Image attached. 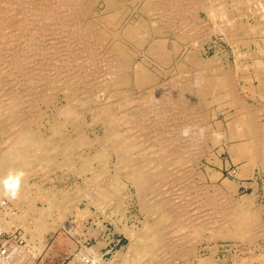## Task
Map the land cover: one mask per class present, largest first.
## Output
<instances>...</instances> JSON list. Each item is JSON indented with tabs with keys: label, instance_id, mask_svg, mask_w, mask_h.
<instances>
[{
	"label": "rangeland",
	"instance_id": "rangeland-1",
	"mask_svg": "<svg viewBox=\"0 0 264 264\" xmlns=\"http://www.w3.org/2000/svg\"><path fill=\"white\" fill-rule=\"evenodd\" d=\"M1 1V3H0V6H1V8H0V24L1 25H3L2 24V21L3 20H1V18L3 19L4 18V16L7 14V17L5 16V18L4 19H6V20H16L18 17L21 19H19V20H16V21H18V24L21 26V24H24V20H22L23 18H24V16L25 15H23V14H26V13H20L19 11H16L17 9L19 10V8H21L22 6H20L19 4H23L24 6V8H23V12H28L26 15H28L29 13L32 15V14H35V13H33L32 12V10H33V8L35 7V6H37L38 4H37V2H39V0H37V2L35 1V0H27L25 3H22V0H15V1H13V0H0ZM13 1V2H12ZM18 1V2H17ZM19 1H21V2H19ZM32 1V2H31ZM53 1H55V0H53ZM51 2L50 0H47L46 2H48V4H46V5H56V4H59V0H56L57 2ZM97 1V2H96ZM111 0H89L88 2H85V4L87 5H84L83 6V8H84V10H83V12H81V13H78V15L77 16H75L76 15V13L73 15V16H75V17H77V20H76V18H75V21L73 22V18L74 17H71L72 18V20H71V23H73V24H71V25H57V24H59L60 23V19H58V17H59V15L57 14V13H55L54 15H55V18L58 20V21H56V19L55 18H53L54 17V15L52 14L51 16H50V19L49 18H47L46 20H45V22H44V24H43V22H41L42 20L40 19V16L39 15H35V17H33L32 18V16L29 14V17H30V20H31V23H30V25H29V28H30V30L28 31L27 29H25L24 31H22V29H21V33H20V30L17 32V31H15V34L16 33H20L22 36H23V33H27V34H25V36L26 35H29V36H27V37H22L20 34L18 35H15L14 37H15V40H14V42H12L13 44V46L14 47H12V46H10L11 48H13L14 49V51H13V49H12V52L11 51H9L10 49H9V47L8 46H5L4 44H0V77L1 76H5V77H1V79H0V110H2V111H0V113H1V115H0V131L1 130H3L0 134V137L2 138L3 136V138L1 139L0 138V157L2 156V154H4L5 153V151L7 150V148H8V146L13 142V140H14V138H12V135H13V137L17 134V132H18V130L16 129V125H14V123H12L11 122V120H10V118H9V116H8V114H10L9 113V111H6V113H5V107H7V106H9L10 107V111H18V106L20 107V110L22 111L23 110V112L21 113V118H23L21 121L23 122V123H28V125H30L29 127L31 128V129H34V130H37V131H39V132H45L46 130H47V128H51V126H54V124L58 121V124H60V123H62V125L61 126H59L60 127V131H59V133L60 132H63L64 134H67V135H69V134H71L72 132V130H71V128L72 127H70V126H72V124L74 123V122H76V123H78V124H80L81 126H82V128L81 129H83V130H81V132L83 133V134H85L86 136H87V138H89V139H95V138H98L97 136H99V138H100V140H105L104 138V132L103 131H105V129H106V127H110L112 124H110V122H109V119H122V120H120L119 122L120 123H123V125L122 126H124V127H121V129L123 128V130L124 129H127L128 127H130L127 131H126V133L128 134L129 133V135H130V142L133 140V142H135V140L137 139V138H139V140L137 141L136 140V142L139 144H137V146H135V149L133 150V152H132V156L131 157H136L137 155H139L138 157L140 158L141 157V159H143V158H145V157H148V156H150V153H152L153 154V151H155L156 149H157V147L159 146V145H162V139H163V141H165V142H169V137H167V135H170L171 134V132H168V134L167 135H163V134H160V131H159V129L156 127V124L157 123H155L156 121H157V117L152 113V114H147V112L145 111V110H143V109H145V108H147L146 106H145V108H144V106H143V103H144V99L143 98H148L149 96H150V94L154 91V88L153 87H156L157 85L158 86H161V85H165V87L163 86L162 88L164 89H170L171 91H172V93H173V95L174 96H176V97H178V99L179 100H181V103L182 104H180V101H179V105H180V107L182 106L183 107V109H185L184 110V115H185V117H184V119H182L181 117H177L178 115L176 114L175 115V113L173 114V113H171V112H168L166 115H168V116H166L167 118H168V121L166 122L169 126H168V129L169 130H171V128H172V126H171V124H173L174 123V120H175V118L174 117H176L177 119H176V123H179L180 122V120L181 121H183V122H185L184 124L182 123H180L181 125L179 126V128H180V131H182V128L184 129V127L183 126H185V127H189V128H191V130L193 129V130H195V132H192L191 131V133H190V135H189V137H184V136H180V134H181V132L180 133H177L178 132V129L176 130V128H175V126L172 128L173 129V131H174V134H176L175 136H177V135H179L178 136V138H184L183 140L182 139H178L177 141H175L176 142V144L178 145V146H180V144L182 145L181 147H183V148H185L188 144H189V142L187 141V140H190V142H191V144H190V147L189 148H186V150H187V152L189 153V154H192V153H194L193 155H195V157H198L197 158V162H198V164L199 165H201V163H202V167L203 166H206V168H207V172L209 173V175L207 174L206 176V179H207V181H208V184H210V186H211V188H214V187H216L217 188V186H221V183H226V187L224 188L225 189V194H220V196H219V194H217L216 192H213L212 191V189H211V196H213V197H215V199L217 200H221V198L223 199L224 197H225V199H226V201L228 202H230L231 201V199L232 198H238L239 199V197L240 198H242V197H244V196H249L250 194L249 193H252L251 194V196L254 198V201H255V204H257V207L258 206H260V208L261 209H263L264 207H262L263 205H264V173H262V172H264V169H262L261 167L259 168V165H260V163H258L259 165H257V167L254 165V164H252L250 167L251 168H249L248 169V167H247V169L245 170V168H243L244 166L243 165H245V163H246V161L248 160V159H246V156H242V158H241V156H235V154L233 153V149H232V144H230V143H232V141H234V140H229L228 138V140L229 141H227V139H226V137H228V136H226V134L228 133V130H227V126L226 125H228V123H231V121H232V123L235 121V122H237V123H239V121L238 120H240L241 118H240V115H241V113H239L238 114V112H240V110L238 109L237 110V108H235V107H233V106H229V105H226V104H222V105H220L219 106V104H218V102H216L217 100L218 101H220L221 100V98H216L217 97V95H218V97H220L221 95L223 96V95H225V94H223L224 93V91H223V88L220 86V83L218 82L219 81V79L223 76V74H226L227 72H228V74H229V72H230V74L229 75H231V78H234L235 76L237 77L238 76V78H234V79H231V81H234V83H237V84H234L233 82V84L235 85H233V87H234V90L236 91L235 93H237L240 97L239 98H241V100L242 101H245V103L246 104H252V105H254V106H256V104H257V106H259V105H261L262 103L264 104V94H259L260 92H264V38H263V36H264V1L263 0H248L247 1V3L246 4H241L242 5V7H240V8H237L236 9V12L237 13H240V16H238L240 19H241V24H243L244 26H247V27H250V26H255L256 27V29H255V32H251V33H248L247 35H246V33L244 32V31H235V33L233 32V34L232 35H225V34H222L221 35V33H223V32H220V31H218V28H220L221 26H223V24H221L220 22V18H212V20H211V17H208L207 15H206V13H205V11L204 10H199V11H195L194 9H193V11H191L192 9V7H191V5L189 6V5H187V8H189V9H187L186 8V6L185 5H183V9H182V12H184L185 11V13H183L182 15H180V16H170V18H173L172 20L169 18V17H165V19L168 21V23H170V24H168V29H169V32H167V33H163L160 29H161V26H159V25H157L156 23L157 22H155L154 20L156 19V16L158 15V14H154L153 12H156L157 13V11H155L154 10V0H112V2H110ZM115 1V2H114ZM196 2L197 1H199V0H195ZM249 1H251V2H249ZM263 1V2H262ZM8 2V3H7ZM10 2V3H9ZM36 2V4H35V6H33V4ZM45 2V3H46ZM73 2H75V1H73ZM95 2V3H94ZM127 2V3H126ZM131 2V3H130ZM195 2V3H196ZM228 2V0H225V3H227ZM229 2H230V0H229ZM257 2H260V3H258L257 4ZM261 2H262V4H261ZM18 3V4H17ZM31 3V4H30ZM90 3V4H89ZM104 3V4H103ZM113 3H114V5H113ZM116 3V4H115ZM129 3V4H128ZM141 3V4H140ZM143 3V4H142ZM150 3V4H149ZM214 3V2H213ZM257 5H256V4ZM5 4V5H4ZM17 4V5H16ZM25 4H27L28 5V7L29 6H31L32 7V9H31V7L30 8H28L27 7V5H25ZM84 4V3H83ZM107 4V5H106ZM109 4V5H108ZM137 4V5H136ZM145 4V5H144ZM13 5V6H12ZM15 5V6H14ZM18 5H19V7H18ZM52 5V6H53ZM131 5V6H130ZM247 5H249L248 6V8H247ZM251 5V6H250ZM255 5V6H254ZM262 6V9H261V6ZM4 6H5V9H4ZM93 6V7H92ZM103 6V7H102ZM106 6V7H105ZM130 6V7H129ZM133 6V7H132ZM138 8H136V7ZM142 8H141V7ZM147 6V7H146ZM150 6H151V8H150ZM189 6V7H188ZM245 6V7H244ZM257 6V7H256ZM13 7H15V8H13ZM27 7V8H26ZM95 7V8H94ZM112 7V8H111ZM119 7V8H118ZM143 7H146V9L145 8H143ZM148 7H149V10H148ZM251 7L252 8H254L255 9V12L256 13H254V9H251ZM258 7H260V8H258ZM86 8V9H85ZM90 8V9H89ZM105 8H107V9H105ZM111 8V9H110ZM124 8V9H123ZM128 8V9H127ZM184 8H186V9H184ZM243 8H245V9H243ZM4 9V10H3ZM9 9V10H8ZM28 9V10H27ZM91 9H93L94 11H92ZM110 11H109V10ZM151 9V10H150ZM7 10V11H6ZM27 10V11H26ZM31 10V11H30ZM60 10H61V12H63V8L61 9L60 8ZM104 10V11H103ZM118 10H120L119 12H118ZM145 10V11H144ZM249 10V11H248ZM261 10V11H260ZM9 11V12H8ZM30 11V12H29ZM91 12V14H90V12ZM101 11V12H100ZM115 11V12H114ZM141 11V12H140ZM152 11V12H151ZM242 11V12H241ZM263 11V12H262ZM92 12H94V13H92ZM97 12V13H96ZM104 12V13H103ZM118 12V13H117ZM121 12V13H120ZM190 12V13H189ZM193 12V13H192ZM247 12V13H246ZM262 12V13H261ZM10 15H9V14ZM12 13H17L16 15L14 14H12ZM83 13V14H82ZM85 13H86V15H85ZM103 13V14H102ZM106 13H108V14H106ZM120 13V14H119ZM125 13V14H124ZM136 13H138L137 15H136ZM142 13V14H141ZM152 13V14H151ZM187 13V14H186ZM197 13V15H195ZM261 13V14H260ZM102 14V15H101ZM128 14V15H127ZM141 14V15H140ZM147 15V16H144V15ZM190 14V15H189ZM194 14V15H193ZM198 14H199V16H198ZM204 14H205V16H204ZM247 14H248V16H247ZM253 14V15H252ZM254 14H256L255 16H254ZM257 14H259V15H257ZM3 15V16H2ZM17 15H19V16H17ZM98 15V16H97ZM104 15V16H103ZM119 15V16H118ZM140 15V16H139ZM150 15V16H149ZM152 15V16H151ZM189 15V16H188ZM193 15V16H192ZM246 15V16H245ZM252 16V18H250L251 16ZM261 15H263V16H261ZM17 18H16V17ZM22 16V17H21ZM82 18H81V17ZM91 16V17H90ZM100 16V17H99ZM114 18H113V17ZM137 16H138V18H137ZM142 16V17H141ZM190 16H192V17H190ZM204 16V17H203ZM54 19H52V18ZM64 17V19H65V16H62V18ZM78 17H80V19L78 18ZM84 17V18H83ZM102 17H104V18H102ZM116 17V18H115ZM140 17V18H139ZM144 17V18H143ZM158 17V16H157ZM199 18V20L197 19H195V18ZM206 17V18H205ZM238 17H236V18H232V19H238ZM242 17V18H241ZM248 17V18H247ZM260 17V18H259ZM60 18V17H59ZM89 18V19H88ZM106 18V19H105ZM109 18V20H107ZM113 18V19H112ZM125 18V19H124ZM133 20H132V19ZM134 18H136L135 19V22H134ZM146 18H149V19H146ZM191 18H194V20L193 19H191ZM203 20H202V19ZM245 18V19H244ZM257 18V19H256ZM263 18V19H262ZM38 20V25H37V20ZM49 19V20H48ZM85 19V20H84ZM112 19V20H111ZM116 19L118 20V21H116ZM128 19H130V20H128ZM137 19L139 20V21H137ZM143 21H142V20ZM158 19V18H157ZM156 19V20H157ZM177 19H179L178 21H176ZM185 19V20H184ZM200 19H201V21H200ZM209 19V20H208ZM216 21H215V20ZM32 20H34V21H32ZM39 20H40V22H41V24H40V22H39ZM79 20H80V23H79ZM83 20V21H82ZM90 20V21H89ZM97 22H96V21ZM103 20H104V22H103ZM108 21V22H105V21ZM141 20V21H140ZM147 20H149V22H146ZM196 20V21H195ZM214 20V21H213ZM239 20V19H238ZM246 20V21H245ZM50 21H51V23H54L53 25L50 23ZM95 22V23H93V22ZM111 21V22H110ZM136 21H137V23H136ZM180 21H182V22H180ZM188 21H193V22H197V27H192L191 25L189 26H187V28H186V26H185V22L187 23ZM202 21H206V22H202ZM208 21V22H207ZM255 21H257V22H255ZM260 21V22H259ZM20 22H21V24H20ZM33 22V23H32ZM35 22V23H34ZM56 22H58L57 24H56ZM90 22V23H89ZM115 22H116V24H115ZM118 22H120L119 24H118ZM135 24H134V23ZM139 22V23H138ZM143 23V25L141 24V23ZM152 22V23H151ZM182 23V24H180V23ZM184 22V23H183ZM198 22L200 23V24H198ZM217 22V23H216ZM235 22H237V21H235ZM74 23H75V25L77 26H75L74 25ZM78 23V24H77ZM84 23H85V25H84ZM87 23V24H86ZM99 23V24H98ZM132 23V24H131ZM154 23V24H153ZM177 23V24H176ZM178 23H179V25H178ZM202 23V24H201ZM214 23H215V26H214ZM238 23V22H237ZM250 23V24H249ZM256 25H255V24ZM260 24V26H259V24ZM79 24H81V25H79ZM94 26H93V25ZM104 24V25H103ZM111 26H110V25ZM131 24V25H130ZM145 24H146V26H145ZM149 24V25H148ZM207 24L209 25V26H207ZM0 25V34H1V31H2V28H4V25H3V27ZM35 25H37L38 26V28L37 29H35V30H32V29H34V26ZM41 26V28H39L40 26ZM47 25V26H46ZM53 26V28H52V26ZM72 25H74V26H72ZM78 25L80 26V29L78 28ZM87 25V26H86ZM106 25H108L109 27H107ZM113 25V26H112ZM123 25V26H122ZM129 25H130V27H129ZM162 25V24H161ZM170 25V26H169ZM182 25V27L183 28H186V30L185 29H183L182 27H180ZM204 26V29L202 28L203 26ZM249 25V26H248ZM20 26H18V27H20ZM51 26V27H50ZM58 26V27H57ZM82 26V27H81ZM92 26V27H91ZM104 26L105 27H107L108 29V31H110V32H108L107 30H106V28H104ZM118 26V27H117ZM127 28H126V27ZM134 28H133V27ZM145 26V27H144ZM148 26V29L146 28ZM151 26L152 27H154V28H151ZM166 26V25H165ZM201 26V27H200ZM206 26V27H205ZM211 26V27H210ZM213 26H214V28H216V31H214V32H208V35L206 34V36L208 37V39L207 40H205V42H204V47H202V45L199 47V45L197 44V43H195V41L197 42L198 40H199V38H200V36H201V32H205L206 30L208 31V30H210L211 28L213 29ZM2 27V28H1ZM42 27L43 28H51V29H53L54 30V28L55 29H60L61 28V30L63 31V33H65V32H68V33H65L66 35H70L71 37V39H70V42L69 43H71L70 44V46H69V48H65V47H67L66 45H65V43L62 41V42H60V40L57 38V37H59V36H61V35H59V36H57L55 39H49L50 37H49V35H48V32H44V30H42ZM64 27L66 28H69L68 30L71 32L70 34H69V31L68 30H64ZM73 27V28H72ZM90 28V29H88V28ZM103 28V31L101 30L102 28ZM114 27V28H113ZM209 27V28H208ZM260 27H261V29H260ZM263 27V28H262ZM16 28V27H12L11 29L12 30H14V29ZM32 28V29H31ZM35 28H36V26H35ZM76 28V29H75ZM85 28H86V30H85ZM99 28V29H98ZM113 28V29H112ZM123 28V29H122ZM131 28V29H130ZM133 28V29H132ZM140 28V29H139ZM146 28V29H145ZM172 28H174V29H172ZM190 28H192V29H190ZM198 28H200V29H198ZM9 29V28H8ZM72 29H73V31H72ZM98 31L97 33H96V31ZM121 29L122 30H124V31H122V32H126V33H122V34H120L121 33ZM143 29V30H142ZM150 29V30H149ZM182 29V30H181ZM197 29H198V32H197ZM203 29V30H202ZM259 29V30H258ZM36 30H38V31H36ZM40 30H42L41 32H43L42 34H41V32H40V34L38 35V33H39V31ZM47 30V29H46ZM78 30V31H77ZM85 30V31H84ZM92 30V31H91ZM119 30H120V32H119ZM137 30H139L138 32H137ZM141 30V31H140ZM150 32H149V31ZM176 30V31H175ZM191 30V31H190ZM257 30V31H256ZM9 32H8V36H12V34H11V31L10 30H8ZM34 31V32H33ZM82 31V32H81ZM102 33H101V32ZM154 31V32H153ZM159 31V32H158ZM182 31V32H181ZM207 31L205 32V33H207ZM84 32V33H83ZM89 32H91V33H89ZM109 34H108V33ZM118 32H119V34H118ZM130 32V33H129ZM137 32V33H136ZM141 32V33H140ZM148 32V33H147ZM177 32V34H175ZM195 32H197V33H195ZM237 32V33H236ZM256 32H258V33H256ZM260 32H262L261 33V37L259 36L260 35ZM62 33V32H61ZM60 33V34H61ZM72 33H74L73 35H71ZM76 33H77V35H76ZM83 33V34H82ZM88 33V34H87ZM108 34V36H107V34ZM113 33H116L115 35L113 34ZM134 33V34H133ZM151 33V34H150ZM170 33V34H169ZM172 33V34H171ZM180 33V34H179ZM213 33V34H212ZM219 33V34H218ZM241 33V34H240ZM243 33V34H242ZM254 33V34H253ZM257 34V36H256V34ZM48 35V36H45V35ZM82 34V35H81ZM85 34H87L86 36H85ZM100 34L102 35V37L100 36ZM131 34V35H130ZM167 35V37H166V35ZM209 34H211V35H209ZM218 34V35H217ZM235 34H237V35H235ZM41 35V36H40ZM78 35L80 36V37H78ZM91 35V36H90ZM94 35V36H93ZM97 35V36H96ZM119 35V36H118ZM123 37H122V36ZM130 35V36H129ZM160 35V36H159ZM200 35V36H199ZM202 35H203V33H202ZM251 35H253V36H251ZM39 36V37H38ZM87 36H89V38L87 37ZM106 36H107V38H109V39H107L106 38ZM128 38H127V37ZM141 36H143V37H141ZM151 36V37H150ZM157 36V37H156ZM162 36V37H161ZM169 36H174V37H170V38H168ZM183 36H185L186 38L184 39L183 38ZM191 36L192 37H195V38H191ZM245 36V37H244ZM21 37H22V41H20L21 40ZM33 37V39H31ZM37 37H38V39H37ZM91 37V38H90ZM93 37V38H92ZM99 37V38H98ZM122 37V38H121ZM150 37V38H149ZM153 37V38H152ZM156 37V38H155ZM163 37H166V38H163ZM197 37V38H196ZM210 37V38H209ZM225 37H227V38H225ZM239 37V38H238ZM242 39H241V38ZM257 37V38H256ZM24 38H27L28 40H23ZM42 38L44 39L43 41H42ZM59 38H61L62 39V37H59ZM72 38H74V39H72ZM80 38V39H79ZM83 38V39H82ZM88 38V39H87ZM112 38H117L116 40H117V42H118V44L117 43H115L116 42V40L114 39H112ZM175 38V39H174ZM191 38V39H190ZM219 38V39H218ZM226 40H225V39ZM232 38H233V40H232ZM238 38V39H237ZM244 38V39H243ZM247 38V39H246ZM259 38H260V40H259ZM18 39V40H17ZM31 39V40H30ZM36 39L38 40V43L36 42ZM49 39V40H48ZM84 40V41H82V40ZM85 39L87 40V41H90V42H86L85 41ZM92 39H94V40H92ZM120 39H122V41L120 40ZM124 39V40H123ZM150 39H159L158 41H160L162 44L163 43H165V44H163V45H167V44H170V45H167L168 46V49L170 50L169 52L168 51H166L165 49H163V48H161V46H159L158 44H156V45H154V46H152L151 44H150ZM164 39V40H163ZM168 39V41H170V42H172V44L171 43H169L168 41H166ZM189 41H188V40ZM193 39H195V40H193ZM210 39V40H209ZM253 39V40H252ZM53 40V41H52ZM74 40H75V42L76 43H80V44H77V45H75L76 43H73L74 42ZM109 40V41H108ZM110 40H111V42H110ZM113 40V41H112ZM128 40V41H127ZM129 40H130V42L132 43V46H130V44H129ZM133 40H135V41H133ZM149 40V41H148ZM162 40L164 41V42H162ZM172 40V41H171ZM175 40V41H174ZM178 40V41H177ZM182 40H183V42H182ZM227 40H228V43H227ZM230 40V41H229ZM244 40V41H243ZM249 40V41H248ZM27 41H28V43H27ZM40 41V42H39ZM60 43H59V42ZM72 41V42H71ZM78 41V42H77ZM82 41V42H81ZM95 43H94V42ZM146 41V42H145ZM191 41H193V42H191ZM212 41V42H211ZM225 41V42H224ZM243 43H242V42ZM253 41H254V43H253ZM261 43H260V42ZM19 42H21V43H19ZM25 42V43H24ZM50 42H52V43H54V45L51 43L50 45L51 46H53L52 48L49 46V43ZM58 44H57V43ZM96 42H99V43H97L96 44ZM122 44H121V43ZM125 42V43H124ZM134 42V43H133ZM148 42V43H147ZM173 42H175V43H173ZM176 42H178L177 44H176ZM208 42V43H207ZM213 42H214V44H213ZM239 42V43H238ZM245 42V43H244ZM252 42V43H251ZM20 44L19 45V49H21V52L20 51H18L17 49L18 48H16L17 46V44ZM35 43H37V45H40V46H38V47H40L38 50H37V46H36V44ZM44 43V45L45 46H43L42 44ZM48 44V45H46V44ZM82 43H85V45H81ZM107 43V44H106ZM145 43V44H144ZM190 43H191V45H190ZM216 43V44H215ZM242 45H241V44ZM251 43V44H250ZM26 44H27V46H26ZM28 44H30L29 46H28ZM32 44V45H31ZM34 44V45H33ZM93 44V45H92ZM95 44V45H94ZM102 44V45H101ZM116 46H115V45ZM120 44V45H119ZM129 44V45H128ZM135 46H134V45ZM150 44V45H149ZM174 44V45H173ZM179 44V45H178ZM207 44V45H206ZM232 44H234L233 46H232ZM4 45V46H3ZM22 45V46H21ZM59 45V46H58ZM71 45L73 46V47H71ZM75 45V46H74ZM91 46V49L89 48L90 46ZM100 45V46H99ZM104 45H106L105 47H104ZM109 45V46H108ZM174 47H173V46ZM195 45H196V47H195ZM237 45V46H236ZM244 45V46H243ZM255 45H256V47H255ZM2 46V47H1ZM41 46H43V49H41L42 47ZM61 46V47H60ZM64 47V50L65 49H68L70 52L69 53H65V51L62 49L63 47ZM83 46V47H85V50L86 51H88V50H91V51H88V52H93V50H94V52H96V53H94L95 54V56H97V57H99V56H101V57H99V59L100 60H102V61H100L98 64H99V66H98V64H95V66H89L88 64H87V62L86 61H83V60H85L86 58H85V53H82V52H80V48ZM96 47V48H93V47ZM119 46V47H118ZM130 46V47H129ZM139 48H138V47ZM192 46V47H191ZM198 46V47H197ZM216 46H218V47H216ZM230 46L232 47V48H230ZM234 46H236V47H234ZM250 46V47H249ZM5 47V48H4ZM53 50V52H52V50H50V48ZM58 47V49H56ZM75 47V48H74ZM80 47V48H79ZM87 47V48H86ZM116 47V48H115ZM136 47V48H135ZM142 47V48H141ZM171 47V48H170ZM176 47V48H175ZM177 47H178V49H177ZM208 47V48H207ZM252 47V48H251ZM9 50H8V49ZM31 48V50H29ZM79 48V49H78ZM92 48H93V50H92ZM99 48V49H98ZM100 48H101V50H100ZM103 48V49H102ZM108 48V49H107ZM119 48V49H118ZM131 48V49H130ZM151 48V49H150ZM153 48H154V50H153ZM173 48V49H172ZM175 48V49H174ZM219 48V49H218ZM222 50H221V49ZM229 48H230V50H229ZM233 48H236V49H233ZM238 48V49H237ZM248 48V49H247ZM259 48H263V49H259ZM1 49H3V50H1ZM7 49V50H6ZM15 49H16V51H15ZM32 49H34V50H32ZM54 49H56V50H54ZM60 49H62V50H60ZM96 49H98V51L100 52L101 51V55L99 54V52L96 50ZM104 49H106V51L104 50ZM111 49V50H110ZM126 49H128L127 51H125ZM149 49V50H148ZM172 49V50H171ZM198 49H199V51H198ZM205 50V52H204V50ZM215 49V50H214ZM233 49V50H232ZM243 49V50H242ZM245 49V50H244ZM4 50L5 51H7V52H5V53H7V55H5V54H3V52H4ZM27 50V51H26ZM36 50V51H35ZM60 50V51H59ZM135 52H134V51ZM144 50V51H143ZM189 50V51H188ZM195 51L194 53H193V51ZM213 50L215 51V52H213ZM236 50V51H235ZM238 50V51H237ZM249 50V52H250V50L252 51V52H250V54L247 52ZM25 51V52H24ZM34 53H33V52ZM57 51H58V53H57ZM71 51H74V52H71ZM103 51V52H102ZM119 51V52H118ZM139 52L138 53V55H137V52ZM140 51H143L142 53L140 52ZM188 51V52H187ZM192 51V52H191ZM227 51V52H226ZM232 51L234 52L233 54H232ZM261 51V52H260ZM17 52H19V53H17ZM36 52L37 53H39V54H37V56H36ZM43 53V56H41L42 55V53ZM49 52V53H48ZM64 52V53H63ZM77 52V53H76ZM98 52V53H97ZM126 52V53H125ZM128 52V53H127ZM172 52H173V54H172ZM197 52V53H196ZM204 52V53H203ZM218 52V53H217ZM223 52V53H222ZM226 52V53H225ZM258 52H260V53H258ZM9 53H17L19 56L20 55H27V57L25 58V56H20V57H18V58H16L18 61H20V63H18V64H16V65H14V64H9V61H10V57H8V54ZM23 53V54H22ZM49 54V55H47V54ZM54 53V54H53ZM72 53V54H71ZM131 53V54H130ZM193 53V54H192ZM214 53H216L215 55H214ZM239 53V54H238ZM262 53H263V55H262ZM58 54V55H57ZM62 54V55H61ZM68 54V58L66 57V56H64V55H67ZM112 54H114L113 56V58H111V65L112 66H108L107 64H105L106 63V59H107V61L108 60H110L109 58L110 57H112L111 55ZM143 54V55H142ZM145 54V55H144ZM155 54V55H154ZM171 54V55H170ZM184 54V55H183ZM195 54V55H194ZM199 54V55H198ZM224 54V55H223ZM228 56H227V55ZM236 54V55H235ZM247 54V55H246ZM254 54L256 55V56H254ZM3 55H4V58H3ZM33 55V56H32ZM56 56L57 55V57H54V56ZM74 55V56H73ZM77 55V56H76ZM84 55V56H83ZM117 55H118V57H117ZM169 57H168V56ZM190 55V56H189ZM234 57H233V56ZM241 55H242V57H243V59H242V57H241ZM261 55V56H260ZM5 56H6V58H5ZM39 56V57H38ZM50 56V57H49ZM53 56V57H52ZM60 56V57H59ZM71 56V57H70ZM79 56V57H78ZM84 58H83V57ZM104 56H105V59H104ZM108 56V57H107ZM110 56V57H109ZM146 56V57H145ZM156 58H155V57ZM173 56V57H172ZM194 56H196V58L198 59V60H196L195 59V57ZM199 56V57H198ZM202 56V57H201ZM205 56V57H204ZM207 56V57H206ZM220 56V57H219ZM1 57H2V60H1ZM22 57V59H20ZM49 57V58H48ZM53 59H52V58ZM59 57V58H58ZM66 57V58H65ZM76 57V59H77V63L76 62H74L76 59H74ZM80 59H78V58ZM118 58V61H120L121 62V64H123L122 66V68L120 67V76L122 77V80L121 81H118V79L117 78H121V77H119L118 75H117V68H114V66L116 65V63L115 62H117L118 63V61H117V58ZM153 59H152V58ZM171 57V58H170ZM184 57V58H183ZM186 57H188V58H186ZM216 58L217 60H213V58ZM226 57H227V59H228V61H226L227 59H226ZM256 58L257 59V61H255L256 59H252V58ZM42 58V59H41ZM47 60H46V59ZM62 58H64V59H70V61L71 62H69V61H64ZM147 58V59H146ZM173 58V59H172ZM192 58V59H191ZM193 58H194V60H193ZM201 58V59H200ZM207 58V59H206ZM210 58V59H209ZM234 58H236V60L234 59ZM239 58H240V60H239ZM263 58V59H262ZM4 59H5V61H4ZM26 59V60H25ZM30 59H31V61L32 60H34V61H32V62H30ZM36 59V60H35ZM44 59V60H43ZM58 60V61H55V60ZM115 59V60H114ZM120 59V60H119ZM133 59V60H132ZM145 59V60H144ZM202 59H203V61H202ZM209 59V60H208ZM225 59V60H224ZM234 60V62H233V60ZM6 60H8V61H6ZM40 60H41V62H40ZM49 60V61H48ZM50 60H52V61H50ZM61 60V61H60ZM63 60V61H62ZM136 62H135V61ZM141 60H142V62H141ZM148 60H149V62H150V64H149V62H148ZM188 60V61H187ZM193 60V61H192ZM200 60V61H199ZM207 60V61H206ZM231 60V61H230ZM242 60V61H241ZM247 60V61H246ZM21 61H25V62H27V64H25V62L23 63V62H21ZM113 61V62H112ZM133 61H134V63H133ZM140 61V62H139ZM179 61V62H178ZM185 62V64L184 63H182V62ZM202 61V62H201ZM225 61V62H224ZM244 61H246L245 63H244ZM3 62H5V64L3 63ZM28 62H30V63H28ZM44 62V63H43ZM54 62V63H53ZM59 62H60V65H59ZM66 62H68V64L66 63ZM78 62H79V64H78ZM84 62V63H83ZM105 62V63H104ZM124 62V63H123ZM178 62V63H177ZM188 62V63H187ZM198 62H200L199 64H198ZM216 62H218V63H216ZM229 62V63H228ZM244 63V65L243 64H241L240 65V63ZM257 62H258V64H257ZM21 63H23V64H21ZM50 63L51 64H54V65H51L50 66ZM64 63V64H63ZM73 63V64H72ZM76 63V64H75ZM158 63V64H157ZM172 63V64H171ZM203 65H202V64ZM21 64V65H20ZM30 64H31V67H30ZM34 64V65H33ZM42 64V65H41ZM44 64V65H43ZM50 66V68H49V66ZM63 64V65H62ZM75 64V65H74ZM84 64H86V65H84ZM101 64V65H100ZM102 64H103V66H102ZM129 64H132V66L134 65V67L132 68V69H130V67H132L131 65H130V67H129ZM145 64H146V66H145ZM176 64H177V67H176ZM213 64H217V66H215L216 68L214 69V67L212 66ZM225 64V65H224ZM228 64V65H227ZM237 66H236V65ZM251 64H256L255 66L254 65H251ZM33 65V66H32ZM65 65V66H64ZM74 65V66H73ZM79 65H81V66H79ZM171 65V66H170ZM173 65V66H172ZM181 65H182V68H181ZM185 65V66H184ZM187 65V66H186ZM189 65H191L190 67H189ZM207 65H208V67H207ZM211 65V66H210ZM220 65V66H219ZM249 67H247V66ZM7 66V67H6ZM9 66V67H8ZM18 66V67H17ZM20 66V67H19ZM59 66V67H58ZM69 68V70H68V68ZM80 67V68H78V67ZM82 66H87V68L86 67H82ZM97 66V67H96ZM104 66L106 67V68H104ZM168 66V67H167ZM202 66V68H200ZM234 66H236V67H238V68H236V67H234ZM252 66H254V67H252ZM263 66V67H262ZM5 67V68H4ZM15 67V68H14ZM25 67V68H24ZM26 67H27V69H26ZM56 67V68H55ZM63 67V68H62ZM73 67H76L75 69L73 68ZM90 67H91V70H90ZM115 67H117V66H115ZM159 67V68H158ZM164 67H166V68H164ZM174 67V68H173ZM185 67V68H184ZM186 67H187V69H186ZM193 67V68H192ZM206 67V68H205ZM213 67V68H212ZM221 67H223V68H221ZM245 67V68H244ZM2 68H4V69H2ZM11 68H14L13 70L11 69ZM17 68H19V69H17ZM23 68V69H22ZM36 68H40V70L41 71H39V70H37ZM47 70H49V71H47ZM83 68H84V70L85 71H83ZM89 68V70H87ZM93 68V69H92ZM97 68V69H96ZM109 68V69H108ZM138 68V69H137ZM140 68V69H139ZM196 70H195V69ZM199 68V69H198ZM234 68V69H233ZM22 69V70H21ZM33 69V70H32ZM35 69V70H34ZM44 71H43V70ZM67 69V70H66ZM94 69H95V71H94ZM98 69H100V70H98ZM111 69H112V71H111ZM116 70L115 72H113L114 70ZM164 69V70H163ZM172 69V70H171ZM190 69L192 70V73H191V71H190ZM193 69L196 71H193ZM218 71H217V70ZM219 69H221V70H219ZM255 69V70H254ZM2 70V71H1ZM7 70H9V71H7ZM32 72H31V71ZM36 70H37V72H36ZM52 72H51V71ZM75 70L76 71H79L78 72V75H77V73L75 72ZM98 72H97V71ZM110 70V71H109ZM124 70H126V73L124 72ZM162 70V71H161ZM175 70H177L176 72H175ZM204 71V73L201 71V74L198 72V71ZM210 70V71H209ZM222 70L223 71H225V72H222ZM230 70V71H229ZM233 70L235 71L234 73H235V76H234V74H233ZM236 70H238V71H236ZM246 70H248V71H246ZM14 71H16V73L14 74L13 72ZM19 71V72H18ZM25 71H28V72H26L25 73ZM61 71V72H60ZM82 73H81V72ZM89 73H88V72ZM100 71V72H99ZM123 71V72H122ZM143 71V73H141ZM185 71V72H184ZM189 71V72H188ZM208 71V72H207ZM240 71V72H239ZM254 71V72H253ZM258 72V74H257V72ZM261 71V72H260ZM2 72V73H1ZM10 74H9V73ZM12 72V73H11ZM22 72H24V73H22ZM43 72V73H42ZM44 72H46V73H44ZM73 72H74V74L75 75H77L76 77H74L73 75ZM87 72V73H86ZM91 72V73H90ZM105 72H109L108 73V75H107V73H105ZM110 72H111V74H110ZM113 72V73H112ZM168 72H170V74L168 73ZM178 72V73H177ZM197 72H198V74H197ZM206 72V73H205ZM210 72V73H209ZM216 72V73H215ZM219 72L222 74H219ZM237 72H239V74H237ZM246 72V73H245ZM37 73V74H36ZM51 73H53V75L55 76H52V74ZM65 73V74H64ZM71 73H72V75H71ZM87 75H86V74ZM123 73V74H122ZM135 76V78H136V76H138L139 78L140 77H143L144 75H150L151 74V76H149V81L150 82H152L151 84H152V86H151V84H150V82L149 83H147V87L146 88H144V87H142V88H138V87H136L135 86V82H136V80H135V78H134V76L132 75V74ZM153 73V74H152ZM175 73V74H174ZM188 73V74H187ZM194 73V74H193ZM208 73V74H207ZM244 73V74H243ZM250 73V74H249ZM21 74V75H20ZM43 74H45V75H43ZM48 74V75H47ZM68 74V75H67ZM84 74V76H82ZM90 76H89V75ZM131 74V75H130ZM173 74V75H172ZM178 74V75H177ZM203 74H205L204 76H203ZM212 74V75H211ZM215 74V75H214ZM233 74V75H232ZM242 74V75H241ZM247 76H246V75ZM14 75H16V76H14ZM39 75V76H38ZM65 75V76H64ZM180 75V76H179ZM200 75H202L203 77H201ZM206 75H207V79L205 80V77H206ZM217 75V76H216ZM243 75H245V76H243ZM249 75V76H248ZM15 78H14V77ZM18 76V77H17ZM27 76H29V77H27ZM73 76V77H72ZM79 76H81V77H83V78H81V77H79ZM115 76V77H114ZM123 76H125V77H123ZM132 76V77H131ZM153 76V77H152ZM196 76H198V77H196ZM233 76V77H232ZM241 76V77H240ZM24 77H26V78H24ZM43 77H44V79H43ZM46 77V78H45ZM59 77V78H58ZM79 78V80H78V78ZM91 77V78H90ZM129 77H131V78H129ZM151 77H152V80H151ZM157 77V78H156ZM168 77V78H167ZM190 77H191V79H190ZM196 77V78H195ZM244 77V78H243ZM255 77V78H254ZM9 78V80L7 81L6 79H8ZM27 78H29L28 80H27ZM68 78V79H67ZM105 78V79H104ZM159 78V79H158ZM179 78H181V80L179 79ZM211 78V80H209ZM215 78V79H214ZM218 78V79H217ZM252 78V79H251ZM20 79V80H19ZM23 79V80H22ZM31 79H33V81L31 80ZM36 79H38V81L36 80ZM47 79V80H46ZM167 79V80H166ZM173 81H172V80ZM191 81H190V80ZM251 79V80H250ZM1 80H3V81H1ZM4 80H6L5 82H4ZM10 80H12V81H10ZM17 80H19V81H17ZM25 80V81H24ZM64 80H66L65 82H64ZM81 80H84V82L86 81H88L86 84L84 83V82H82ZM131 80V82H129ZM133 80H135V81H133ZM154 80V81H153ZM179 80V81H178ZM187 80H188V82H187ZM240 80V81H239ZM10 81V82H9ZM29 81H31V82H33V83H31V82H29ZM63 81V82H62ZM74 81V82H73ZM115 81H117V82H115ZM164 81V82H163ZM170 81V82H169ZM173 83H172V82ZM211 83V81H212V83L210 84L209 82ZM247 83H246V82ZM14 82V83H13ZM62 82V83H61ZM79 82V83H78ZM82 82V83H81ZM129 82V83H128ZM154 82H155V84H154ZM162 82V83H161ZM182 82V83H181ZM185 82V83H184ZM191 82V83H190ZM196 84H195V83ZM240 82V83H239ZM258 82V83H257ZM261 82H263V85H262V83ZM18 83V84H17ZM72 83V84H71ZM84 83V84H83ZM128 85H127V84ZM135 83V84H134ZM158 83V84H157ZM161 83V84H160ZM168 83V84H167ZM170 83V84H169ZM192 83H194L195 85H193ZM206 83V84H205ZM216 83V84H215ZM260 83V84H259ZM4 84V85H3ZM14 84V85H13ZM29 84V85H28ZM31 84V85H30ZM38 84H39V86H38ZM45 84V85H44ZM57 84V85H56ZM64 86H63V85ZM71 84V85H70ZM106 84H107V86H106ZM124 84V85H123ZM157 84V85H156ZM192 84V85H191ZM198 84V86H196ZM207 84H209V85H207ZM2 85V86H1ZM11 85H12V87H11ZM17 85V86H16ZM19 85V86H18ZM35 85V86H34ZM67 85H68V87H67ZM81 85V86H80ZM123 85V86H122ZM132 85V86H131ZM200 85V86H199ZM216 85V86H215ZM218 85V86H217ZM260 86V88H261V90H260V88H259V86ZM4 86V87H3ZM16 86V89L14 88ZM28 86V87H27ZM37 86V87H36ZM50 86H52V87H50ZM83 86V87H82ZM115 86V87H114ZM135 86V87H134ZM188 86V87H187ZM193 86V87H192ZM243 86V87H242ZM253 88H252V87ZM262 86V87H261ZM2 87V88H1ZM8 87V88H7ZM11 87V88H10ZM23 87H26L25 89L23 88ZM34 87H36V88H34ZM107 87H108V89H107ZM114 87V88H113ZM121 87H122V89H121ZM134 87V88H133ZM171 87H173V88H171ZM185 87H186V89H185ZM240 87V88H239ZM247 87V88H246ZM258 87V88H257ZM58 88V89H57ZM85 88V89H84ZM99 88H100V90H99ZM148 88V89H147ZM214 88V89H213ZM221 88V89H220ZM242 88V89H241ZM263 88V89H262ZM5 89V90H4ZM11 89H12V91H11ZM22 89V90H21ZM24 89V90H23ZM90 89V90H89ZM115 89V90H114ZM117 89V90H116ZM119 89V90H118ZM125 89V90H124ZM184 89V90H183ZM194 89V90H193ZM211 89H213V90H211ZM244 89H246V90H244ZM253 89V90H252ZM21 90V91H20ZM37 90V91H36ZM39 90H41V91H39ZM44 90H46V92L49 94H47V93H44L43 91ZM49 90V91H48ZM122 90V91H121ZM129 90V91H128ZM146 90V91H145ZM181 90V91H180ZM242 90H244V91H242ZM259 90H260V92H259ZM263 90V91H262ZM3 91V92H2ZM23 91V92H22ZM84 91V92H83ZM218 91V92H217ZM13 92V93H12ZM20 92H22V93H20ZM32 92V93H31ZM35 92V93H34ZM39 92V93H38ZM56 92V93H55ZM67 92V93H66ZM76 93L75 95L73 94V93ZM127 92V93H126ZM141 92V93H140ZM144 92V93H143ZM148 92V93H147ZM192 92V93H191ZM193 92H195V94L193 93ZM209 92H211V93H209ZM215 92V93H214ZM223 92V93H222ZM251 92H253V94L251 93ZM256 92V93H255ZM16 95H15V94ZM41 93V94H40ZM43 93V94H42ZM56 94V97L54 96L53 97V94ZM66 93V94H65ZM93 93H94V96H93ZM96 93H98V94H96ZM107 93V94H106ZM119 93H121V94H119ZM129 93V94H128ZM197 93V94H196ZM252 95H250V94ZM257 93H258V95H257ZM26 94H29V95H26ZM31 94V95H30ZM44 94H45V96H44ZM54 94V95H55ZM60 94V95H59ZM88 94H90V95H88ZM103 94H104V96H103ZM106 94V95H105ZM125 94V95H124ZM138 94V95H137ZM141 94V95H140ZM189 94V95H188ZM210 96V98H209V96ZM254 94H255V96H254ZM19 95V96H18ZM39 95V96H38ZM42 95V96H41ZM74 95V96H73ZM112 95V96H111ZM117 95V96H116ZM123 97V98H120L121 96ZM192 95V96H191ZM199 95V96H198ZM208 97H207V96ZM216 95V97H214V96ZM246 95V96H245ZM8 96V97H7ZM14 96H16L18 99H17V102H18V106L16 105H10V100L14 97ZM36 96V97H35ZM47 96V97H46ZM91 96L93 97V98H91ZM97 96H99L100 98H98ZM103 96V98H101ZM107 98H106V97ZM110 96V97H109ZM140 96V97H139ZM143 96V97H142ZM195 96V98H193ZM204 96H205V98H204ZM259 96V97H258ZM262 96V97H261ZM3 97V98H2ZM22 97V98H21ZM42 97L44 98V99H42ZM78 97V98H77ZM128 99H127V98ZM180 97V98H179ZM203 97V98H202ZM212 97V98H211ZM254 97V99L252 100V98ZM29 98H30V100H29ZM37 100H36V99ZM52 98V99H51ZM63 98H65V99H63ZM68 98H70V99H68ZM83 98V99H82ZM120 98V99H119ZM184 98V99H183ZM190 98V100H188V99ZM207 98H209V100L208 101H206L207 100ZM214 98H216V99H214ZM5 99V100H4ZM23 99L24 100H26L25 102L23 101ZM31 99H33V101L35 102H33V101H31ZM41 99L43 100V101H41ZM51 99V100H50ZM99 99V100H98ZM101 99H104V100H101ZM109 99H110V101H109ZM186 99V100H185ZM203 101H202V100ZM204 99H205V102H204ZM210 99H212V100H210ZM259 99V100H258ZM260 99H261V101H260ZM263 99V100H262ZM2 100V101H1ZM7 100V101H6ZM44 100L46 101V103L44 102ZM50 100V101H49ZM56 100V101H55ZM64 100V101H63ZM70 100H72L73 101V106H74V109L73 110H71L70 109V106H67V101L69 102ZM92 100V101H91ZM95 100H97V101H95ZM112 100V101H111ZM42 102V103H40V102ZM59 101V102H58ZM78 101V102H77ZM138 101V102H137ZM186 101V102H185ZM195 101V105H193L194 103H191V102H194ZM197 101V102H196ZM199 101V102H198ZM200 101H201V103H200ZM212 101H214V102H212ZM255 101V102H254ZM30 102H33L34 104H32V103H30ZM36 102L38 103V104H36ZM43 102H44V104H43ZM71 102V101H70ZM105 103V104H103V103ZM111 102V103H110ZM120 102V103H119ZM128 102L130 103V104H128ZM136 102V103H135ZM209 102V103H208ZM254 102V103H253ZM261 104H260V103ZM5 103H6V105H5ZM29 103V104H28ZM48 103V105H46ZM51 103V104H50ZM60 103H61V105H60ZM75 103V104H74ZM85 103V104H84ZM101 103V104H100ZM132 103H133V105L134 106H131L132 105ZM142 103V104H141ZM191 103V104H190ZM198 103V104H197ZM204 103V104H203ZM208 103V105H206ZM54 104H55V106H54ZM71 104V105H72ZM80 104V105H79ZM96 104V105H95ZM98 104H100L99 105V107H98ZM104 106H103V105ZM117 104V106H115V105ZM190 105V108H191V111H189V110H187V108L189 107L188 105ZM197 104V105H196ZM210 104V105H209ZM259 104V105H258ZM27 105V106H26ZM29 105V106H28ZM36 107H38V109L37 108H34L35 106ZM52 105V106H51ZM102 105V107H100ZM111 105H113V107L111 106ZM137 105V106H136ZM204 107H203V106ZM39 106H41V107H39ZM48 106H50V108L48 107ZM115 106V107H114ZM188 106V107H187ZM194 106V107H193ZM207 106V107H206ZM210 106V107H209ZM224 106V107H223ZM228 106H229V108H228ZM29 107V108H28ZM59 107V108H58ZM65 107H67V108H65ZM134 107H137V108H140V110H141V112L142 113H144V116L142 115H140L141 117H139V114L138 113H136L137 111H135V109H137V108H135L134 109ZM166 107V108H165ZM164 108L166 109V111H168L167 109H169L167 106H165ZM184 107H186V108H184ZM196 107L198 108V110L199 111H194L195 109H196ZM213 107V109H211ZM215 107H216V110H215ZM227 107V108H226ZM3 108V109H2ZM22 108V109H21ZM45 108V109H44ZM53 108H54V110H53ZM83 108V109H82ZM114 108V109H113ZM207 108H209V109H207ZM235 108V109H234ZM29 109H30V111H29ZM40 109V110H39ZM41 109H43V110H41ZM50 109H51V111H50ZM56 109V110H55ZM59 109H60V111H59ZM206 109H207V111H206ZM223 109V111H221ZM226 109H227V111H226ZM4 110V111H3ZM33 112H32V111ZM34 110H36V111H34ZM38 110V111H37ZM108 110V111H107ZM131 110H132V112H131ZM139 110V111H140ZM193 110V111H192ZM220 110V111H219ZM43 111V112H42ZM104 111V112H103ZM115 111V112H114ZM133 111H134V113H133ZM174 111V110H173ZM203 111V112H202ZM236 111V112H235ZM29 112H31V114H29ZM35 112V113H34ZM46 112V113H45ZM65 112H66V115H65ZM174 112H176V111H174ZM187 112H189L188 114H187ZM194 112V113H193ZM206 112H207V114H206ZM212 112V113H211ZM234 113V115L232 114V113ZM52 113H53V115H52ZM63 113V114H62ZM89 113V114H88ZM91 113V114H90ZM123 113V114H122ZM140 113V112H139ZM192 113V114H191ZM202 113H204L202 116H201V114ZM39 114H41V115H39ZM56 116H55V115ZM59 114H61V115H59ZM93 114V115H92ZM119 114V115H118ZM170 114V115H169ZM172 114V115H171ZM195 114L197 115V114H199V116L200 117H203V119H202V121H200V119L198 118L199 116H195ZM227 114V115H226ZM238 114V115H237ZM6 115V116H5ZM36 115V116H35ZM63 115V116H62ZM65 115V116H64ZM80 115V116H79ZM117 115V116H116ZM151 115V116H150ZM182 115H183V113H182ZM206 115V116H205ZM30 116V117H29ZM32 116V117H31ZM39 116V117H38ZM41 116H43V117H41ZM48 116V117H47ZM68 116V117H67ZM86 116H87V118H86ZM94 116H95V118H94ZM147 116H148V119H147ZM179 116H181V114L179 115ZM235 116V117H234ZM2 117H4V118H2ZM36 117V118H35ZM37 117L39 118V119H37ZM55 117V118H54ZM57 117V118H56ZM61 117H63V118H66V120H64L63 118V120L61 119ZM79 117V118H78ZM85 119H84V118ZM88 117H89V119H88ZM91 117V118H90ZM109 117V118H108ZM134 117V118H133ZM173 117V118H172ZM193 117H196V118H193ZM223 117H224V119H223ZM233 117V118H232ZM73 118V119H72ZM76 118H78V119H76ZM81 118H82V120H81ZM94 118V119H93ZM155 119V121H153L152 119ZM169 118H171V119H169ZM179 118V119H178ZM189 118H192V120H188ZM230 118V119H229ZM261 118V120H264V115L261 117V116H259V119ZM263 118V119H262ZM27 119V120H26ZM29 119V120H28ZM31 119H34V120H32V122L30 121ZM36 119V120H35ZM48 119V120H47ZM91 119V120H90ZM97 119H98V121H97ZM103 119H105V120H103ZM131 119H134V120H131ZM188 121H187V120ZM207 121H206V120ZM235 119V120H234ZM238 119V120H237ZM51 120V121H50ZM81 122H80V121ZM94 120V121H93ZM149 120H150V122H149ZM152 120V121H151ZM186 120V121H185ZM193 120H194V124L192 123L193 122ZM195 120H197V121H195ZM83 121H84V123H83ZM146 121H147V123H146ZM198 121H200V123L198 122ZM203 121H205V122H203ZM218 121H220V122H218ZM223 121H225V122H223ZM44 122V123H43ZM60 122V123H59ZM72 124H71V123ZM80 122V123H79ZM91 122H93V123H91ZM171 122V123H170ZM198 123V125L199 126H196V124ZM2 123V124H1ZM6 123V124H5ZM8 123H11V124H8ZM50 123V124H49ZM87 123V124H86ZM91 123V124H90ZM129 124V126L127 125V124ZM189 123H191V126H189L190 124ZM216 123L218 124L219 123V127L221 128H218V127H216V129H215V127L214 126H217L216 125ZM222 125H221V124ZM13 124V125H12ZM44 124V125H43ZM66 124V125H65ZM145 124V126H143ZM152 124V125H151ZM155 124V125H154ZM2 125V126H1ZM3 125H6V127L4 126L3 127ZM38 125V126H37ZM49 125V126H48ZM65 125V126H64ZM91 125V126H90ZM126 125V126H125ZM140 125H142V126H140ZM204 125V126H203ZM206 125H207V127H206ZM209 125H211V126H209ZM14 126V127H13ZM31 126H33V128L31 127ZM35 126H37V128H35ZM67 126V127H66ZM80 126V127H81ZM90 126V127H89ZM92 126H94V127H92ZM131 126H134V127H131ZM203 126V127H202ZM8 127V128H7ZM39 127V128H38ZM44 127H46V128H44ZM112 127V126H111ZM202 129H204V133L206 134L207 133V135H209L207 138H204V139H202L201 140V143H204V144H202L201 145V143H200V141H199V143H198V140L195 138H193V137H195L194 136V133H195V135H197L198 134V132L200 131V129L201 128ZM3 128V129H2ZM7 128V129H6ZM13 128V129H12ZM42 128V129H41ZM87 128H89V129H87ZM92 128V129H91ZM157 128V129H156ZM212 128H214V129H212ZM223 128V129H222ZM91 129V130H90ZM138 129V130H137ZM153 129H155V130H153ZM205 129H207V130H205ZM211 129H212V131H211ZM42 130V131H41ZM44 130V131H43ZM70 130V131H69ZM91 131V132H88V131ZM107 130V129H106ZM150 130V131H149ZM198 130V131H197ZM217 130H218V132H217ZM221 130V131H220ZM6 131V132H5ZM93 131V132H92ZM172 131V132H173ZM207 131V132H206ZM142 132V133H141ZM147 132V133H146ZM210 134H209V133ZM213 132V133H212ZM221 132V133H220ZM4 133V134H3ZM96 133V134H95ZM135 133V135H133V134ZM149 133V134H148ZM203 133V134H204ZM215 133H219L220 135H221V138L220 139H217V138H215L216 140L215 141H212L211 139H209L210 138V136H215L214 134ZM224 135H223V134ZM102 134V135H101ZM192 134H193V136H192ZM212 134V135H211ZM9 135V136H8ZM95 135V136H94ZM152 135V136H151ZM173 134H171L170 136H172ZM155 136L157 137V138H155ZM159 136V137H158ZM167 138H166V137ZM224 136V137H223ZM7 137V138H6ZM57 137H58V135H57ZM94 137V138H93ZM104 137V138H103ZM147 139H146V138ZM216 137V136H215ZM223 137V138H222ZM140 138H143V139H140ZM155 138V139H154ZM236 138H239V137H237L236 136ZM8 139V140H7ZM132 139V140H131ZM146 139V140H145ZM186 139V140H185ZM3 140V141H2ZM109 140H111V146H112V142L114 141V137H112L111 136V139H109ZM109 140L107 141V142H105V144L107 145L106 147H102V151L104 150V151H106L107 152V150L105 149V148H107L108 147V144H109ZM128 140H129V138H128ZM4 141H6L5 142V146L6 147H4L3 145H4ZM139 141H141L142 143H140ZM186 141V142H185ZM194 141V142H193ZM203 141V142H202ZM225 141V142H224ZM8 142H10V144L8 143ZM154 142H155V144H154ZM179 142H181V143H179ZM182 142H184V143H182ZM213 142V143H212ZM214 142H215V144H214ZM216 142H218V143H216ZM147 143V144H146ZM171 143V142H170ZM7 144V145H6ZM9 144V145H8ZM141 144H142V146H141ZM184 144V145H183ZM193 144V145H192ZM195 144H197L196 146H195ZM199 144V145H198ZM154 145V146H153ZM156 145V146H155ZM192 145V146H191ZM92 145H83V147L82 146H79V147H74L73 149H72V152H71V154L70 155H72L73 157H75V159L77 160V154H76V152H83L84 151V149H86V147H88L84 152L85 153H94V150L95 151H97V150H101V147L99 146V145H97L96 147H91ZM199 146H202V149H201V151H204V152H198V150H200V148L201 147H199ZM227 146V147H226ZM92 149H91V148ZM99 147V148H98ZM144 147H146V148H144ZM193 147H195V148H193ZM196 147L198 148L199 147V149H196ZM6 148V149H5ZM80 148V149H79ZM90 148V149H89ZM155 148V149H154ZM191 148V150H189ZM203 148L205 149V150H203ZM222 148V149H221ZM79 149V150H78ZM139 149V152L137 151ZM145 149V150H144ZM194 149V150H193ZM196 149V150H195ZM3 150V151H2ZM90 150V151H89ZM136 150V151H135ZM146 150H148L147 152H145ZM219 150H220V152H219ZM228 150H230V152H228ZM262 150V155H263V157H264V150L263 149H261ZM75 151V152H74ZM89 151V152H88ZM2 152V153H1ZM4 152V153H3ZM7 152V151H6ZM137 152V153H136ZM145 152V153H144ZM149 152V153H148ZM197 154H196V153ZM75 153V154H74ZM136 153V154H135ZM140 153V154H139ZM147 153V154H146ZM207 153V154H206ZM229 153V154H228ZM232 153V154H231ZM127 155H128V153H127ZM202 155V156H201ZM232 155V156H231ZM129 157H130V155H128ZM143 156H145V157H143ZM199 157H200V159H199ZM202 157V158H201ZM205 157L207 158L206 159V161H205ZM245 157V158H244ZM235 158L237 159V160H235ZM202 159H204V160H202ZM209 159V160H208ZM230 159V160H229ZM56 161L54 162L55 163V165L54 166H52V165H50L49 166V168L47 167V166H45V167H43L42 165H39L38 163H36V162H33V161H31L30 162V164H29V167H27L25 170H23L24 172H25V174H26V176L24 177V179H25V181H24V179L22 180L23 182H22V190H23V194H24V200H22V201H20V202H18V204H16V203H14L12 200H7V199H4V198H2V199H0V217L4 220L5 219V221H6V219L7 220H9L11 217H17L19 214H20V212H21V210H22V213H23V215H25L24 214V212H25V209H26V207L27 208H29V210L31 209V211H29L30 213H32V214H30V213H28V214H26L25 215V218H23L24 216H22V218L23 219H25L24 220V222L25 221H28V220H31V218H34V216H35V214L36 213H38L39 214V212H44L45 213V215H46V221L49 223V224H53V223H55V222H57L58 220V213H56L59 209H62V210H64V208H65V210L67 209V213H65V215L63 216V218H64V221L66 222V223H69V228H64L63 226H61V227H59V226H57V225H55L54 226V228L55 227H59V228H57L55 231H54V233L51 235V237L47 240V242H42V243H40V240H39V238L37 237H35L36 235H34V233L32 232V231H29V227L28 228H24V225L22 226V225H17V224H15L14 222L13 223H11V225L12 226H7V225H3V224H1L0 226H1V235H0V243H4L5 244V246H6V248H9L8 250H7V253L9 252V254H12L13 253V251H14V249H17L18 248V250L20 251L21 249V251H22V253L25 255L27 252H30V253H32V251L34 250L33 249V246H37V247H39L40 245H41V247H42V249H40V251H39V253L37 254V256H36V258L33 260V264H38L39 262H41L42 260L43 261H45V264H67V263H70L71 261H73L74 259H76L75 257H78V258H80V260H82L84 263L87 261H89V260H93V258L95 259L96 258V260H98L97 258L100 256V254L102 253V255H103V257L102 258H100V260H98V262L100 261V262H102L103 264L105 263V264H107V263H111V261L112 262H116V264H141L140 262H137V260H138V255H136V254H138L139 253V250L138 249H136V250H130V249H127V245L129 244V241H128V239H129V237H128V235L126 234V229H129V228H131L133 225H134V227H132V229L133 228H135L136 229V227H140V225H141V222L144 220V215L142 214V212H138L139 211V206H138V204H136L137 202H136V200L134 199L133 200V198L134 197H130V192L128 191V180L124 177V175H125V171H124V169H123V167L122 166H118V168L116 169V172L119 174V175H121L120 177L118 176V177H114V179H112L111 178V181H110V177H109V175H108V172L106 173V174H104V176H105V180L104 179H102V181H100V188L98 189L100 192L102 191V192H104V194H106V195H102V196H96V195H94V194H90V192H88V197H86V196H84V195H82V194H84V188H85V185H87L86 184V182H84V179H87L88 180V177L90 176V171L89 170H87V171H80L79 169H77L75 166H73V165H71L70 167L69 166H67V165H63L62 163H61V156L59 155V156H57L56 157V159H55ZM75 160V161H76ZM115 160V158L114 157H112L111 158V162H115L114 161ZM208 160V161H207ZM212 160V161H211ZM210 161V162H209ZM217 161V162H216ZM244 161V162H243ZM33 162V163H32ZM242 162V163H241ZM92 164H93V166H92ZM237 164V165H236ZM241 164H242V166H241ZM57 165H59V166H57ZM60 165H63V166H61L60 167ZM96 165V163L95 162H91V167H94ZM240 165V166H239ZM35 166H37L36 168H35ZM40 166H42V167H40ZM110 166V164H108V168H110L109 167ZM39 167V168H38ZM53 167H55V168H53ZM60 167V168H59ZM241 167V168H240ZM44 168V169H43ZM75 168H76V170H75ZM79 168V167H78ZM122 168V170L120 171V169ZM239 168V169H238ZM41 169V170H40ZM46 169V170H45ZM53 171H52V170ZM56 169V170H55ZM63 169V170H62ZM202 169H204V167L202 168ZM251 169V170H250ZM260 169H262L261 171H260ZM35 170H37V172L35 171ZM45 170V171H44ZM58 170H59V172H58ZM108 170H110V169H108ZM210 170H211V172H210ZM214 170V171H213ZM240 170H241V172H240ZM250 170V171H249ZM43 171V172H42ZM60 171H62V172H65L66 174H63L62 172H60ZM73 171V172H72ZM113 170H112V167H111V172H112ZM38 172H39V174H38ZM46 172V173H45ZM56 172V173H55ZM72 172V173H71ZM78 172V173H77ZM246 172V173H245ZM249 174H248V173ZM29 173H30V175H29ZM34 173H36V174H34ZM43 173V174H42ZM55 173V174H54ZM71 173V174H70ZM76 173V174H75ZM81 173V174H80ZM213 173H215V175L213 174ZM237 173H238V175H237ZM242 175H240V174ZM243 173V174H242ZM33 174V175H32ZM54 174V175H53ZM59 174V175H58ZM80 174V175H79ZM247 174V175H246ZM37 175V176H36ZM40 175H42V176H40L41 178L40 179H38L37 177H39ZM49 175V176H48ZM60 175H62V177L60 178ZM72 175V176H71ZM213 175V176H212ZM219 175V176H218ZM70 176V177H69ZM210 176V177H209ZM240 176V177H239ZM244 176V177H243ZM245 176H247V177H245ZM261 176V177H260ZM44 177H46V178H44ZM49 177V178H48ZM56 177V178H55ZM59 178V180H58V178ZM64 177V178H63ZM219 177V178H218ZM27 178H29V179H27ZM42 178H44V180L42 179ZM211 178V179H210ZM28 181H27V180ZM48 179V180H47ZM236 179V180H235ZM41 180H43V181H41ZM220 180V181H219ZM226 180V181H225ZM41 181V182H40ZM54 181V182H53ZM160 181V182H159ZM237 181V182H236ZM34 182V183H33ZM104 182V183H103ZM159 182V183H158ZM220 182V183H219ZM103 183V184H102ZM120 183V184H119ZM127 183V184H126ZM152 183H154L153 184V186L155 185V183H156V181L154 182H152ZM215 183H216V186H215ZM231 183H234V185L233 184H231ZM32 186H31V185ZM48 184V185H47ZM93 183H89L88 185H90V187H94L95 186V184H93ZM118 184V185H117ZM26 185H28V187H26ZM116 185V186H115ZM121 185V186H120ZM161 185H163L162 186V188L164 189V191H166V193H165V195H166V199H168V201L171 203V201H175L174 200V196H172V194H173V191L172 190H174V187H169L168 188V186H166V185H164V183H163V181L161 182V180H158L157 181V184L155 185L156 187H155V189L157 188L158 190H159V188L161 187ZM214 185V186H213ZM227 185H231L230 187L229 186H227ZM233 185V186H232ZM37 186H38V188H37ZM55 186V187H54ZM110 186V187H109ZM114 186V187H113ZM165 186V187H164ZM213 186V187H212ZM237 186V187H236ZM59 187V188H58ZM70 187H71V189H70ZM73 187H74V189H73ZM106 187V188H105ZM117 187H119V188H117ZM64 188V189H63ZM66 188V189H65ZM107 188H111L110 190L109 189H107ZM168 188V189H167ZM228 188H230V190L228 189ZM45 189H49V190H60V191H63L65 194H68L73 200H72V202H71V204H70V206L69 207H67L68 205H65L64 204V202H63V200H61V205H59V207L58 208H56V209H52V211L50 210L51 208H50V205L46 202V191L47 190H45ZM73 189V190H72ZM123 189V190H122ZM234 189V190H233ZM27 190V191H26ZM67 190V191H66ZM117 190V191H116ZM122 190V191H121ZM169 192H168V191ZM227 190H229L228 191V193H227ZM232 190H233V193H232ZM28 192V193H26V192ZM76 191H78V192H76ZM81 191H82V194H81ZM75 192V193H74ZM125 192V193H124ZM172 192V193H171ZM236 192V193H235ZM254 192V193H253ZM70 193V194H69ZM77 193V194H76ZM115 193V194H114ZM126 195V197H125V195ZM28 194V195H27ZM37 194V195H36ZM38 194H41V196L40 195H38ZM65 194H64V197L66 198V196H65ZM217 194V195H216ZM228 194H231V196H229ZM245 194H247V195H245ZM258 194V195H257ZM36 195V196H35ZM44 195V196H43ZM79 195V196H78ZM80 195H82V196H80ZM112 195H115V197L114 196H112ZM123 195H124V197H123ZM128 195H129V197H128ZM222 195V196H221ZM224 195H226V196H224ZM37 196H39V197H37ZM117 196V197H116ZM169 196H170V198H169ZM217 196H218V198H217ZM44 197V199H45V201H44V199H42ZM81 197V199H79ZM84 197V198H83ZM99 197V198H98ZM111 197V198H110ZM128 197V198H127ZM230 197H231V199H230ZM258 197V198H257ZM75 198H77L76 199V202H75ZM113 199V198H115V199H113V200H110V199ZM123 198V199H122ZM127 198V199H126ZM38 199V200H37ZM95 199V200H94ZM128 199H129V201H128ZM131 199V200H130ZM171 199V200H170ZM233 199V200H234ZM26 200H28V201H26ZM35 200V201H34ZM124 200H126V201H124ZM25 201V202H24ZM42 201V202H41ZM93 201V202H92ZM102 201V202H101ZM112 201V202H111ZM117 201V202H116ZM21 202H22V204H21ZM95 202V203H94ZM123 202V203H122ZM128 202V203H127ZM132 202V203H131ZM222 202V201H221ZM228 202V203H229ZM13 203V204H12ZM74 203H75V205H74ZM90 203H92V204H90ZM109 203V204H108ZM114 203V204H113ZM64 204V205H63ZM108 204V205H107ZM113 204V205H112ZM172 204V203H171ZM259 204V205H258ZM263 204V205H262ZM42 206V207H40V206ZM107 205V206H106ZM262 205V206H261ZM31 206V207H30ZM103 206V207H102ZM137 206V207H136ZM110 207V208H109ZM168 207H169V210L170 211H173V212H176V210L174 209V207L172 206H170V205H168ZM33 208V209H32ZM69 208L71 209V211L73 210V211H75V210H77V208L78 209H80V211H84V212H81V213H83V214H81L80 213V215H75L74 213L72 214V215H70V212L71 211H69ZM76 208V209H75ZM114 208V209H113ZM137 208V209H136ZM172 210H171V209ZM7 209V210H6ZM34 209H36V210H34ZM9 210V211H8ZM45 210V211H44ZM86 210V211H85ZM8 211V212H7ZM35 211H37V212H35ZM5 213V215H3ZM27 213V212H26ZM138 215H137V214ZM139 213H140V215H139ZM177 213V212H176ZM180 213V212H179ZM11 214V215H10ZM18 214V215H17ZM38 214H36V215H38ZM66 214L68 215V216H66ZM70 215V216H69ZM134 215V216H133ZM187 216H188V214H186ZM5 216V217H4ZM33 216V217H32ZM72 216V217H71ZM82 216V217H81ZM138 216V217H137ZM174 216V215H173ZM173 216H172V218H173ZM176 216V215H175ZM182 216V215H181ZM7 217V218H6ZM36 217V216H35ZM76 217V218H75ZM131 217V218H130ZM153 217V216H152ZM211 217H214L213 215H211ZM264 210H263V213L261 214V216H260V219H259V221H261V219H262V221L260 222L261 223V225H260V228L263 230V233L262 232H260V230L259 229H257V231L255 232V236H254V241H253V239L251 238V240H249V241H247L246 239H245V241H244V239L243 240H240V237L238 238V237H235V236H231L230 234H229V236L227 235L226 237H225V235L224 236H221V237H223L221 240H220V236H217L216 238H215V236L213 237H211L213 240H214V242H212L213 240L211 239V240H208V242L206 243V244H200L199 242L198 243H195V242H197L198 241V239H196L193 235H192V233H189V235L190 236H188V238L187 239H185L184 238V241H185V243H184V247H185V250H186V247L187 246H192L193 247V254H190V255H188V254H184V247H183V250L181 251L180 250V252H179V250L178 249H171L170 247H168V248H166V249H164V248H158V247H154L153 249H152V254H153V261H155L153 264H159L158 262L160 261V264H161V262H162V264H177L178 262L180 263V264H198V259H197V256H199L200 254H202V255H205L207 258H208V260H209V262H207V264H231L232 262V264H257L258 262V264H264V251L262 250V249H264L263 247H264V237H263V235L262 234H264ZM133 218H135V219H133ZM171 218V222L167 225V227H169V226H171V227H169V229L168 228H166V233L168 234V235H170V233H174V231H172L173 229L172 228H174V226L175 225H177L176 224V222H175V219L173 218L172 219ZM128 219V220H127ZM141 219V220H140ZM182 221H184L185 219H187L186 217H183L182 216ZM67 220V221H66ZM127 220V221H126ZM140 220V221H139ZM4 222V221H3ZM137 222V223H136ZM140 222V223H139ZM125 225H124V224ZM263 223V224H262ZM20 224V223H19ZM175 224V225H174ZM122 225V226H121ZM128 225V226H127ZM4 226V227H3ZM15 226V227H14ZM123 226H125L124 227V229L122 228ZM123 230H121V229ZM167 229H168V231H167ZM187 230V229H186ZM14 231V232H13ZM29 235H27V234ZM32 233V234H31ZM258 233V234H257ZM262 235H260V234ZM167 235V236H168ZM173 237H174V235L173 234H171ZM14 236H17V238L18 239H14L13 237ZM172 236H169L168 238L170 239V237H171V239L173 238ZM231 236V237H230ZM257 236V237H256ZM29 237V238H28ZM128 237V238H127ZM192 237V238H191ZM194 237V238H193ZM259 237H261V238H259ZM263 237V238H262ZM219 238V239H218ZM61 239H63V240H66L67 241V243H68V247H69V257L67 258V259H59V257H55V252H57L58 251V248H59V241L61 240ZM170 239V240H171ZM190 239V240H189ZM242 239V238H241ZM172 240H175V238H173ZM188 240V241H187ZM193 241V242H192ZM244 241V242H243ZM251 241V242H250ZM35 242V243H34ZM192 242V243H191ZM249 244H248V243ZM254 242H255V244H254ZM189 243V244H188ZM191 243V244H190ZM195 243V244H194ZM216 243V244H215ZM187 244V245H186ZM212 246H211V245ZM251 244V245H250ZM145 245H148L147 243L145 244ZM186 245V246H185ZM195 245V246H194ZM203 245L205 246V249H204V247H203ZM254 245V246H253ZM258 245V246H257ZM261 245V246H260ZM32 247V248H30V247ZM84 246V247H83ZM95 246H97V247H99V246H103V248H102V250L101 251H98L97 250V254H99V256L98 255H96V254H91V253H88V249H90L91 247H95ZM109 246H112L113 247V252H111V253H109V254H105L104 252L106 251V249L109 247ZM126 246V247H125ZM206 246H207V248H206ZM209 246V247H208ZM249 246V247H248ZM251 246H253V247H251ZM258 247L257 249H256V247ZM260 246V247H259ZM28 247V248H27ZM53 248V251L51 252V250H50V248ZM203 247V248H202ZM251 247V248H250ZM13 248V249H12ZM20 248V249H19ZM30 248V249H29ZM248 248H250V249H248ZM254 248V249H253ZM29 249V250H28ZM32 249V250H31ZM122 249V250H121ZM158 249V250H157ZM160 249V250H159ZM164 249V251H162ZM168 249V250H167ZM200 249V250H199ZM252 249V250H251ZM11 250H13V251H11ZM24 250V251H23ZM125 250V251H124ZM166 250V251H165ZM172 250H175V251H172ZM178 250V251H177ZM208 250V251H207ZM253 250H255V251H253ZM259 250V251H258ZM27 251V252H26ZM55 251V252H54ZM79 251V252H78ZM83 251V252H82ZM123 251H124V253H123ZM160 251H162L161 253H160ZM178 252V254L176 255L175 253H177ZM212 251H214V252H212ZM216 251V252H215ZM263 251V252H262ZM26 252V253H25ZM122 252V253H121ZM130 252V253H129ZM169 252H171L170 254H169ZM205 252V253H204ZM236 252H237V254H236ZM242 252H244V253H241ZM247 252H248V254H247ZM258 252V253H257ZM158 253H160V254H158ZM197 253V254H196ZM214 253V254H213ZM8 254V255H9ZM166 254V255H165ZM174 254V255H173ZM235 254V255H234ZM248 256V257H250V258H248L246 255ZM255 254V255H254ZM77 255V256H76ZM116 256V258L118 259V261H117V259H115V258H113L112 256ZM122 255V256H121ZM136 255V256H135ZM184 255V256H183ZM240 255H241V257H240ZM54 256V257H53ZM98 256V257H97ZM158 256H159V259H158ZM165 258H164V257ZM168 256H170V257H168ZM175 256H177V257H175ZM190 256V257H189ZM239 256V257H238ZM120 257V258H119ZM192 257H193V259H192ZM194 257H196V258H194ZM232 257H235V258H232ZM254 257V258H253ZM56 258V259H55ZM123 258V259H122ZM129 258V259H128ZM164 258V259H163ZM168 258H170L169 260H168ZM184 258V259H183ZM188 258V259H187ZM213 258V259H212ZM256 258V259H255ZM102 259V260H101ZM159 260V261H156V260ZM178 259V260H177ZM195 259V260H194ZM228 259V260H227ZM232 259V260H231ZM243 259V260H242ZM261 259V260H260ZM104 260V261H103ZM167 262H166V261ZM171 260V261H170ZM185 260H186V262H187V260H188V262L186 263L185 262ZM197 260V261H196ZM210 260H212V261H210ZM53 261H54V263H53ZM56 261V262H55ZM77 261H78V259H77ZM76 261V262H77ZM109 261V262H108ZM134 261V262H133ZM164 261V262H163ZM174 261H175V263H174ZM178 261V262H177ZM190 261V262H189ZM215 261V262H214ZM260 261H262V262H260ZM75 264H76V262L75 261H73ZM83 262H80L81 264H84ZM90 262V261H89ZM177 262V263H176ZM235 262V263H234ZM243 262H245V263H243ZM247 262V263H246ZM252 262V263H251ZM257 262V263H256ZM31 263V264H32Z\"/></svg>",
	"mask_w": 264,
	"mask_h": 264
},
{
	"label": "bare ground",
	"instance_id": "bare-ground-1",
	"mask_svg": "<svg viewBox=\"0 0 264 264\" xmlns=\"http://www.w3.org/2000/svg\"><path fill=\"white\" fill-rule=\"evenodd\" d=\"M13 1H15V0H13ZM12 1V2H13ZM27 0H22V3H25ZM30 1V0H29ZM36 2H37V0H35ZM47 0H39V2H37V6H35V4H36V2L33 4V6H35L34 8H33V10H32V12L33 13H35V14H30L31 16H32V18L33 17H35V15H39L40 16V19L42 20L41 22H43V24H44V22H45V20L47 19V18H49L50 19V16L53 14H55V13H57L58 15H59V17H58V19H60L59 21H60V23L59 24H57L58 22H56V24L57 25H71V24H73V23H71V20H72V18L71 17H74L73 19V22L75 21V18H76V20H77V17H75V16H77L78 15V13H81V12H83V10H84V8H83V6L84 5H86L85 4V2H88L89 0H59V4H50V5H46V4H48V2H46ZM51 2L53 1V0H50ZM73 1H75V2H73ZM117 1V0H116ZM124 1V0H123ZM143 1V0H142ZM151 1V0H150ZM247 1L248 0H230V2H229V0H228V2L227 3H225V0H199V1H195V0H154L153 2H154V10L155 11H157V13L156 12H153L154 14H158L157 16H156V19L154 20L155 22H157L156 24L157 25H159V26H161V31L163 32V33H167V32H169V27H168V24H170V23H168V21L165 19V17H169L170 18V16H180V15H182L183 13H185V11L184 12H182V9H183V5H185L186 6V8H187V5H191V11H193V9L195 10V11H199V10H204L205 11V13H206V15L208 16V17H211V20H212V18H220L221 20V24H223V26H221L220 28H218V31H220V32H223V33H221V35L222 34H225L226 36L227 35H232L233 34V32L235 33V31H244L245 33H246V35L248 34V33H251V32H255V29H256V27L253 25V26H250V27H247V26H244L243 24H241V19L238 17V16H240V13H237L236 12V9L237 8H240V7H242V5L241 4H246L247 3ZM254 1V0H253ZM256 1V0H255ZM264 1V0H263ZM262 1V2H263ZM18 2V1H17ZM19 2H21V1H19ZM32 2V1H31ZM46 2V3H45ZM54 3L55 2H57L56 0L55 1H53ZM97 2V1H96ZM110 2H112V0L110 1ZM115 2V1H114ZM118 2V1H117ZM196 2V3H195ZM214 2V3H213ZM249 2H251V1H249ZM262 2H261V4H262ZM0 3H1V1H0ZM8 3V2H7ZM10 3V2H9ZM84 3V4H83ZM95 3V2H94ZM127 3V2H126ZM131 3V2H130ZM252 3V2H251ZM258 3H260V2H257V4ZM18 4V3H17ZM16 4V5H17ZM31 4V3H30ZM90 4V3H89ZM104 4V3H103ZM116 4V3H115ZM129 4V3H128ZM141 4V3H140ZM143 4V3H142ZM150 4V3H149ZM243 4V5H244ZM256 4V3H255ZM256 4V5H257ZM5 5V4H4ZM20 6H22L21 8H19V10L17 9L16 11H19L20 13H28V12H23V4H19ZM19 5H18V7H19ZM25 5H27V4H25ZM88 5V4H87ZM86 5V6H87ZM107 5V4H106ZM109 5V4H108ZM113 5H114V3H113ZM137 5V4H136ZM145 5V4H144ZM263 5V4H262ZM2 6V5H1ZM1 6H0V8H1ZM13 6V5H12ZM15 6V5H14ZM32 6V5H31ZM31 6H29L28 7V5H27V7L28 8H30ZM131 6V5H130ZM129 6V7H130ZM188 6V7H189ZM248 6L249 5H247V8H248ZM251 6V5H250ZM255 6V5H254ZM261 6V5H260ZM26 7V8H27ZM93 7V6H92ZM103 7V6H102ZM106 7V6H105ZM133 7V6H132ZM136 7V6H135ZM141 7V6H140ZM147 7V6H146ZM146 7H143V8H145L146 9ZM245 7V6H244ZM257 7V6H256ZM13 8H15V7H13ZM60 8L62 9L63 8V12H61V10H60ZM95 8V7H94ZM112 8V7H111ZM110 8V9H111ZM119 8V7H118ZM137 8V7H136ZM142 8V7H141ZM150 8H151V6H150ZM186 8H184V9H186ZM258 8H260V7H258ZM264 8V7H263ZM4 9H5V6H4ZM3 9V10H4ZM31 9H32V7H31ZM86 9V8H85ZM90 9V8H89ZM105 9H107V8H105ZM124 9V8H123ZM128 9V8H127ZM138 9V8H137ZM187 9H189V8H187ZM243 9H245V8H243ZM251 9H254V8H252L251 7ZM261 9H262V6H261ZM9 10V9H8ZM28 10V9H27ZM26 10V11H27ZM92 11H94L93 9H91ZM109 10V9H108ZM148 10H149V7H148ZM151 10V9H150ZM7 11V10H6ZM31 11V10H30ZM29 11V12H30ZM104 11V10H103ZM110 11V10H109ZM120 10H118V12H119ZM145 11V10H144ZM249 11V10H248ZM254 11V13H256L255 12V9L253 10ZM261 11V10H260ZM264 11V10H263ZM262 11V12H263ZM9 12V11H8ZM90 12V11H89ZM101 12V11H100ZM115 12V11H114ZM117 12V13H118ZM141 12V11H140ZM152 12V11H151ZM200 12V11H199ZM242 12V11H241ZM261 12V13H262ZM76 13V15L75 16H73L74 14ZM92 13H94V12H92ZM97 13V12H96ZM104 13V12H103ZM102 13V14H103ZM121 13V12H120ZM119 13V14H120ZM190 13V12H189ZM193 13V12H192ZM247 13V12H246ZM260 13V14H261ZM9 14V13H8ZM13 15L15 14V13H12ZM17 14V13H16ZM15 14V15H16ZM26 14H23V15H25L24 16V18L22 19V20H24V24H21V22H20V24H21V26L18 24V21H16V20H19L20 18L18 17H16L17 19L16 20H6V19H4L5 18V16L7 17V14L4 16V18L2 19L1 18V20H3L2 21V24L4 25V28H2L3 27V25H1L2 27V31H1V34H0V44L2 43V44H4L5 46H8L9 47V49L11 48L10 46H12V47H14L13 45V43L12 42H14V40H15V35H17L18 33H16L15 34V31H19L20 30V33H21V29H22V31H24L25 29H29L30 30V28H29V25H30V23H31V20H30V17H29V14L28 15H26ZM83 14V13H82ZM90 14H91V12H90ZM101 14V15H102ZM106 14H108V13H106ZM125 14V13H124ZM138 13H136V15H137ZM142 14V13H141ZM140 14V15H141ZM152 14V13H151ZM187 14V13H186ZM10 15V14H9ZM85 15H86V13H85ZM128 15V14H127ZM139 15V16H140ZM190 15V14H189ZM188 15V16H189ZM194 15V14H193ZM192 15V16H193ZM195 15H197V13L195 14ZM253 15V14H252ZM256 14H254V16H255ZM257 15H259V14H257ZM3 16V15H2ZM17 16H19V15H17ZM62 16H65V19H64V17L62 18ZM87 16V15H86ZM98 16V15H97ZM104 16V15H103ZM119 16V15H118ZM144 16H147L146 14L144 15ZM150 16V15H149ZM152 16V15H151ZM192 16H190V17H192ZM198 16H199V14H198ZM204 16H205V14H204ZM203 16V17H204ZM246 16V15H245ZM247 16H248V14H247ZM251 16V15H250ZM260 16V15H259ZM261 16H263V15H261ZM22 17V16H21ZM56 17V18H57ZM81 17V16H80ZM80 17H78L79 19H80ZM91 17V16H90ZM100 17V16H99ZM113 17V16H112ZM142 17V16H141ZM181 17V16H180ZM236 18V17H238V19L236 20V19H232V18ZM264 17V16H263ZM52 18V17H51ZM53 18H55V15H54V17ZM52 18V19H53ZM55 18V19H56ZM82 18V17H81ZM84 18V17H83ZM102 18H104V17H102ZM114 18V17H113ZM112 18V19H113ZM116 18V17H115ZM137 18H138V16H137ZM140 18V17H139ZM144 18V17H143ZM182 18V17H181ZM195 18V17H194ZM194 18H191V19H193L194 20ZM206 18V17H205ZM242 18V17H241ZM248 18V17H247ZM250 18H252V16L250 17ZM260 18V17H259ZM48 19V20H49ZM89 19V18H88ZM106 19V18H105ZM111 19V20H112ZM125 19V18H124ZM132 19V18H131ZM135 19L136 18H134V22H135ZM146 19H149V18H146ZM171 20L173 19V18H170ZM196 20L198 19L199 20V18H195ZM202 19V18H201ZM201 19H200V21H201ZM245 19V18H244ZM257 19V18H256ZM263 19V18H262ZM21 20V19H20ZM37 20V19H36ZM51 20V19H50ZM54 20V19H53ZM81 20V19H80ZM80 20H79V23H80ZM85 20V19H84ZM107 20H109V18L107 19ZM105 21V22H108V21ZM119 20V19H118ZM117 19H116V21H118ZM128 20H130V19H128ZM133 20V19H132ZM142 20V19H141ZM140 20V21H141ZM144 20V19H143ZM142 20V21H143ZM150 20V19H149ZM149 20H147L146 22H149ZM179 19H177L176 21H178ZM185 20V19H184ZM195 20V21H196ZM203 20V19H202ZM209 20V19H208ZM215 20V19H214ZM213 20V21H214ZM264 20V19H263ZM32 21H34V20H32ZM56 21H58L57 19H56ZM83 21V20H82ZM90 21V20H89ZM96 21V20H95ZM131 21V20H130ZM137 21H139L138 19H137ZM137 21H136V23H137ZM216 21V20H215ZM235 21H237V22H235ZM246 21V20H245ZM1 22V21H0ZM39 22H40V20H39ZM41 22H40V24H41ZM93 22V21H92ZM97 22V21H96ZM103 22H104V20H103ZM111 22V21H110ZM133 22V23H134ZM180 22H182V21H180ZM179 22V23H180ZM202 22H206V21H202ZM208 22V21H207ZM255 22H257V21H255ZM260 22V21H259ZM33 23V22H32ZM35 23V22H34ZM50 23H51V21H50ZM90 23V22H89ZM93 23H95V22H93ZM109 23V22H108ZM120 22H118V24H119ZM139 23V22H138ZM141 23V22H140ZM152 23V22H151ZM179 23H178V25H179ZM184 23V22H183ZM217 23V22H216ZM52 25L54 24V23H51ZM78 24V23H77ZM87 24V23H86ZM99 24V23H98ZM115 24H116V22H115ZM132 24V23H131ZM130 24V25H131ZM135 24V23H134ZM142 25H143V23H141ZM154 24V23H153ZM162 24V25H161ZM177 24V23H176ZM180 24H182V23H180ZM198 24H200L199 22H198ZM202 24V23H201ZM250 24V23H249ZM255 24V23H254ZM259 24V23H258ZM37 25H38V20H37ZM37 25H35L36 26V28H35V26H34V29H32V30H35V29H37L38 28V26ZM51 25V26H52ZM55 25V24H54ZM53 25V26H54ZM74 25H75V23H74ZM74 25H72V26H74ZM79 25H81V24H79ZM78 25V28L80 29V26ZM84 25H85V23H84ZM93 25V24H92ZM95 25V24H94ZM93 25V26H94ZM104 25V24H103ZM110 25V24H109ZM120 25V24H119ZM130 25H129V27H130ZM149 25V24H148ZM166 25V26H165ZM171 25V24H170ZM169 25V26H170ZM192 26V27H197V22H193V21H188L187 23L185 22V26ZM256 25V24H255ZM18 26H20V27H18ZM40 26V25H39ZM47 26V25H46ZM50 26V27H51ZM53 26H52V28H53ZM76 26V25H75ZM87 26V25H86ZM107 27H109L108 25H106ZM111 26V25H110ZM113 26V25H112ZM123 26V25H122ZM145 26H146V24H145ZM144 26V27H145ZM187 26H186V28H187ZM203 26V25H202ZM207 26H209L208 24H207ZM214 26H215V23H214ZM214 26H213V29L211 28L210 30H206L207 31V33H205V32H201V36H200V38H199V40L196 42L195 41V43H197L198 45H199V47L202 45V47H204L203 45H204V42H205V40H207L208 39V37L206 36V34L208 35V32H214V31H216V28H214ZM249 26V25H248ZM259 26H260V24H259ZM264 26V25H263ZM12 27H16L14 30H12L11 28ZM43 28L42 27V30H44V32L46 31V32H48V35H49V39H55L57 36H59V35H61V36H59V37H62V39L61 38H59V37H57L59 40H60V42H64L65 43V45L67 46V47H65V48H69V46H70V44L71 43H69L70 42V35H66L65 33H68V32H65V33H63V31L61 30V28L60 29H55L54 28V30L53 29H51V28ZM58 27V26H57ZM77 27V26H76ZM82 27V26H81ZM92 27V26H91ZM107 27H105L104 26V28H106V30L108 29ZM118 27V26H117ZM126 27V26H125ZM133 27V26H132ZM180 27H182V25L180 26ZM184 27V26H183ZM182 27V28H183ZM201 27V26H200ZM206 27V26H205ZM211 27V26H210ZM216 27V26H215ZM9 28V29H8ZM39 28H41V26L39 27ZM73 28V27H72ZM88 28V27H87ZM102 28V27H101ZM114 28V27H113ZM112 28V29H113ZM127 28V27H126ZM134 28V27H133ZM132 28V29H133ZM147 29H148V26L146 27ZM145 28V29H146ZM151 28H154V27H152L151 26ZM186 28H183V29H185L186 30ZM203 29H204V26L202 27ZM209 28V27H208ZM263 28V27H262ZM69 28H65L64 27V30H68ZM76 29V28H75ZM88 29H90V28H88ZM99 29V28H98ZM123 29V28H122ZM121 29V33L120 34H122V33H126V32H122V31H124V30H122ZM131 29V28H130ZM140 29V28H139ZM172 29H174V28H172ZM190 29H192V28H190ZM198 29H200V28H198ZM198 29H197V32H198ZM202 29V30H203ZM260 29H261V27H260ZM8 30H10L11 31V34H12V36L10 35V36H8ZM28 30V31H29ZM42 30H40L39 31V33H38V35L40 34V32L42 31ZM81 30V29H80ZM85 30H86V28H85ZM84 30V31H85ZM95 30V29H94ZM102 31H103V28L101 29ZM109 30V29H108ZM107 30V31H108ZM143 30V29H142ZM150 30V29H149ZM148 30V31H149ZM182 30V29H181ZM259 30V29H258ZM17 31V32H18ZM36 31H38V30H36ZM69 31V30H68ZM72 31H73V29H72ZM78 31V30H77ZM92 31V30H91ZM96 31V30H95ZM139 30H137V32H138ZM141 31V30H140ZM176 31V30H175ZM191 31V30H190ZM257 31V30H256ZM264 31V30H263ZM34 32V31H33ZM62 32V33H61ZM82 32V31H81ZM98 31H96V33H97ZM101 32V31H100ZM108 32H110V31H108ZM107 32V33H108ZM119 32H120V30H119ZM119 32H118V34H119ZM136 32V33H137ZM150 32V31H149ZM154 32V31H153ZM159 32V31H158ZM182 32V31H181ZM197 32H195V33H197ZM19 33V34H20ZM43 32H41V34H42ZM61 33V34H60ZM71 32L69 31V34H70ZM84 33V32H83ZM82 33V34H83ZM89 33H91V32H89ZM102 33V32H101ZM106 33V34H107ZM130 33V32H129ZM141 33V32H140ZM148 33V32H147ZM202 33H203V35H202ZM237 33V32H236ZM256 33H258V32H256ZM255 33V34H256ZM261 33L262 32H260V37H261ZM18 34V35H19ZM25 34H27V33H23V36L22 37H27V36H29V35H26L25 36ZM74 33H72L71 35H73ZM81 34V35H82ZM88 34V33H87ZM87 34H85V36L87 35ZM109 34V33H108ZM108 34H107V36H108ZM114 35L116 34V33H113ZM134 34V33H133ZM151 34V33H150ZM170 34V33H169ZM172 34V33H171ZM175 34H177V32L175 33ZM180 34V33H179ZM213 34V33H212ZM219 34V33H218ZM217 34V35H218ZM241 34V33H240ZM243 34V33H242ZM254 34V33H253ZM45 35V34H44ZM48 35H45V36H48ZM75 35V34H74ZM76 35H77V33H76ZM103 35V34H102ZM102 35L100 34V36L102 37ZM123 35V34H122ZM121 35V36H122ZM131 35V34H130ZM129 35V36H130ZM166 35V34H165ZM209 35H211V34H209ZM235 35H237V34H235ZM41 36V35H40ZM91 36V35H90ZM94 36V35H93ZM97 36V35H96ZM107 36H106V38H107ZM110 36V35H109ZM108 36V37H109ZM119 36V35H118ZM128 36V37H129ZM160 36V35H159ZM251 36H253V35H251ZM256 36H257V34H256ZM22 37H21V40L20 41H22ZM39 37V36H38ZM38 37H37V39H38ZM78 37H80L79 35H78ZM88 38H89V36H87ZM123 37V36H122ZM121 37V38H122ZM127 37V36H126ZM127 37V38H128ZM141 37H143V36H141ZM151 37V36H150ZM149 37V38H150ZM157 37V36H156ZM155 37V38H156ZM162 37V36H161ZM166 37H167V35H166ZM166 37H163V38H166ZM171 36H169L168 38H170ZM172 37H174V36H172ZM171 37V38H172ZM245 37V36H244ZM28 38V37H27ZM27 38H24L23 40H28ZM56 38V39H57ZM87 38V39H88ZM91 38V37H90ZM93 38V37H92ZM99 38V37H98ZM153 38V37H152ZM170 38V39H171ZM183 38L185 39L186 37L185 36H183ZM191 38H195V37H192L191 36ZM190 38V39H191ZM197 38V37H196ZM210 38V37H209ZM225 38H227V37H225ZM224 38V39H225ZM239 38V37H238ZM237 38V39H238ZM241 38V37H240ZM257 38V37H256ZM263 38H264V36H263ZM31 39H33V37L31 38ZM30 39V40H31ZM35 39V38H34ZM33 39V40H34ZM36 39V42L38 43V40ZM48 39V40H49ZM55 39V40H56ZM72 39H74V38H72ZM80 39V38H79ZM83 39V38H82ZM81 39V40H82ZM107 39H109V38H107ZM113 40L115 39H117V38H112ZM175 39V38H174ZM219 39V38H218ZM242 39V38H241ZM244 39V38H243ZM247 39V38H246ZM18 40V39H17ZM44 39L42 38V41H43ZM92 40H94V39H92ZM112 40V41H113ZM121 41H122V39H120ZM124 40V39H123ZM159 40V39H158ZM157 39H150V44L152 45V46H154V45H156V44H158L159 46H161V48H163V49H165L166 51H170L169 49H168V46L167 45H170V44H167V45H163V44H165V43H161L160 41H158ZM164 40V39H163ZM162 40V42H164ZM188 40V39H187ZM193 40H195V39H193ZM210 40V39H209ZM226 40V39H225ZM232 40H233V38H232ZM253 40V39H252ZM259 40H260V38H259ZM29 41V40H28ZM28 41H27V43H28ZM53 41V40H52ZM82 41H84V40H82ZM81 41V42H82ZM85 41L86 42H90V41H87L86 39H85ZM109 41V40H108ZM128 41V40H127ZM133 41H135V40H133ZM149 41V40H148ZM166 41H168V39L166 40ZM172 41V40H171ZM175 41V40H174ZM178 41V40H177ZM189 41V40H188ZM230 41V40H229ZM244 41V40H243ZM249 41V40H248ZM40 42V41H39ZM44 42V41H43ZM59 42V41H58ZM59 42V43H60ZM72 42V41H71ZM78 42V41H77ZM92 42V41H91ZM94 42V41H93ZM110 42H111V40H110ZM146 42V41H145ZM169 43H171L172 44V42H170V41H168ZM182 42H183V40H182ZM191 42H193V41H191ZM212 42V41H211ZM225 42V41H224ZM242 42V41H241ZM260 42V41H259ZM19 43H21V42H19ZM17 44L16 46V48H18L19 47V45L20 44ZM25 43V42H24ZM37 43H35L36 44V46L38 47V46H40V45H37ZM52 42H50L49 43V46L52 48L53 46H51L50 44H51ZM57 43V42H56ZM73 43H76L75 42V40H74V42ZM95 43V42H94ZM97 43H99V42H96V44ZM112 43V42H111ZM115 43H117L118 44V42H117V40H116V42ZM121 43V42H120ZM125 43V42H124ZM131 42H130V40H129V44H130ZM134 43V42H133ZM148 43V42H147ZM173 43H175V42H173ZM178 42H176V44H177ZM208 43V42H207ZM227 43H228V40H227ZM239 43V42H238ZM243 43V42H242ZM245 43V42H244ZM252 43V42H251ZM250 43V44H251ZM253 43H254V41H253ZM261 43V42H260ZM13 44V45H12ZM22 44V43H21ZM46 44V43H45ZM53 45H54V43H52ZM58 44V43H57ZM77 44H80L79 42L78 43H76L75 45H77ZM107 44V43H106ZM122 44V43H121ZM128 44V45H129ZM145 44V43H144ZM149 44V45H150ZM213 44H214V42H213ZM216 44V43H215ZM241 44V43H240ZM3 45V46H4ZM23 45V44H22ZM21 45V46H22ZM30 44H28V46H29ZM32 45V44H31ZM34 45V44H33ZM43 46H45L44 45V43L42 44ZM46 45H48V44H46ZM74 45V46H75ZM81 45H85V43H82ZM93 45V44H92ZM91 45V46H92ZM95 45V44H94ZM102 45V44H101ZM115 45V44H114ZM120 45V44H119ZM134 45V44H133ZM174 45V44H173ZM172 45V46H173ZM179 45V44H178ZM190 45H191V43H190ZM207 45V44H206ZM234 44H232V46H233ZM242 45V44H241ZM24 46V45H23ZM26 46H27V44H26ZM43 46H41L42 48L41 49H43ZM59 46V45H58ZM86 46V45H85ZM90 46V45H89ZM91 46L89 47L90 49H91ZM100 46V45H99ZM106 45H104V47H105ZM109 46V45H108ZM116 46V45H115ZM130 46H132V43L130 44ZM129 46V47H130ZM135 46V45H134ZM237 46V45H236ZM236 46H234V47H236ZM244 46V45H243ZM2 47V46H1ZM49 47V48H50ZM61 47V46H60ZM63 47V46H62ZM71 47H73L72 45H71ZM81 47V46H80ZM79 47V48H80ZM97 47V46H96ZM95 46L93 47V48H96ZM107 47V46H106ZM119 47V46H118ZM138 47V46H137ZM174 47V46H173ZM192 47V46H191ZM195 47H196V45H195ZM198 47V46H197ZM216 47H218V46H216ZM250 47V46H249ZM255 47H256V45H255ZM5 48V47H4ZM20 48V47H19ZM17 49L18 51H20L21 52V49ZM40 47H38L37 48V50L39 49ZM50 48V50H52ZM75 48V47H74ZM78 48V49H79ZM87 48V47H86ZM93 48H92V50H93ZM116 48V47H115ZM136 48V47H135ZM139 48V47H138ZM142 48V47H141ZM171 48V47H170ZM176 48V47H175ZM174 48V49H175ZM208 48V47H207ZM230 48H232L231 46H230ZM230 48H229V50H230ZM252 48V47H251ZM8 49V48H7ZM6 49V50H7ZM8 49V50H9ZM12 49L13 48H11L9 51H11L12 52ZM56 49H58V47L56 48ZM56 49H54V50H56ZM63 50H64V47L62 48ZM62 49H60V50H62ZM99 49V48H98ZM98 49H96L97 51H98ZM103 49V48H102ZM108 49V48H107ZM119 49V48H118ZM131 49V48H130ZM151 49V48H150ZM173 49V48H172ZM171 49V50H172ZM177 49H178V47H177ZM219 49V48H218ZM221 49V48H220ZM233 49H236V48H233ZM232 49V50H233ZM238 49V48H237ZM248 49V48H247ZM259 49H263V48H259ZM1 50H3V49H1ZM29 50H31V48L29 49ZM32 50H34V49H32ZM44 50V49H43ZM59 50V51H60ZM62 50V51H63ZM95 50V49H94ZM94 50H93V52H94ZM100 50H101V48H100ZM105 51H106V49H104ZM111 50V49H110ZM128 49H126L125 51H127ZM149 50V49H148ZM153 50H154V48H153ZM204 50V49H203ZM215 50V49H214ZM213 50V52H215ZM222 50V49H221ZM243 50V49H242ZM245 50V49H244ZM13 51H14V49H13ZM15 51H16V49H15ZM27 51V50H26ZM36 51V50H35ZM65 51V53H69L70 51L68 50V49H65L64 50ZM88 51H91V50H88ZM88 51H86L85 50V47H81L80 48V52H82V53H85L86 55H85V60H83V61H86L87 62V64L89 65V66H95V64H98L100 61H102V60H100L99 59V57H101V56H99V57H97V56H95V54L94 53H96V52H88ZM129 51V50H128ZM134 51V50H133ZM144 51V50H143ZM143 51H140L141 53L143 52ZM189 51V50H188ZM187 51V52H188ZM193 51V50H192ZM191 51V52H192ZM198 51H199V49H198ZM231 51V50H230ZM236 51V50H235ZM238 51V50H237ZM253 51V50H252ZM251 50H250V52H252ZM264 51V50H263ZM5 52H7V51H5L4 50V52H3V54H5V55H7V53H5ZM25 52V51H24ZM33 52V51H32ZM52 52H53V50H52ZM71 52H74V51H71ZM99 52V51H98ZM97 52V53H98ZM103 52V51H102ZM119 52V51H118ZM130 52V51H129ZM135 52V51H134ZM137 52V51H136ZM195 51H193V53H194ZM204 52H205V50H204ZM203 52V53H204ZM227 52V51H226ZM225 52V53H226ZM249 54H250V52H249V50L247 51ZM261 52V51H260ZM260 52H258V53H260ZM17 53H19V52H17ZM17 53H9L8 54V57H10L11 59H10V61H9V64H14V65H16V64H18V63H20V61H18L16 58H18V57H20V56H22V55H18ZM34 53V52H33ZM42 53V52H41ZM49 53V52H48ZM57 53H58V51H57ZM64 53V52H63ZM77 53V52H76ZM101 53V51L99 52V54ZM126 53V52H125ZM128 53V52H127ZM138 53L139 52H137V55H138ZM170 53V52H169ZM192 53V54H193ZM197 53V52H196ZM218 53V52H217ZM223 53V52H222ZM234 52L232 51V54H233ZM23 54V53H22ZM37 54H39V53H37L36 52V56H37ZM47 54V53H46ZM54 54V53H53ZM72 54V53H71ZM102 54V53H101ZM100 54V55H101ZM131 54V53H130ZM172 54H173V52H172ZM216 53H214V55H215ZM239 54V53H238ZM28 55V54H27ZM27 55L25 56V55H23V56H25V58L27 57ZM47 55H49V54H47ZM58 55V54H57ZM57 55L56 56H54V57H57ZM62 55V54H61ZM111 55V54H110ZM114 54H112L111 56L112 57H110L109 59L110 60H108L107 61V59H106V63L105 64H107L108 66H112L111 65V58H113L114 56H113ZM143 55V54H142ZM145 55V54H144ZM155 55V54H154ZM171 55V54H170ZM184 55V54H183ZM195 55V54H194ZM199 55V54H198ZM224 55V54H223ZM227 55V54H226ZM234 55V54H233ZM232 55V56H233ZM236 55V54H235ZM247 55V54H246ZM251 55V54H250ZM262 55H263V53H262ZM1 56V55H0ZM22 56V57H23ZM29 56V55H28ZM33 56V55H32ZM41 56H43V53H42V55ZM52 56V57H53ZM64 56H66L67 58H68V54L67 55H64ZM74 56V55H73ZM77 56V55H76ZM84 56V55H83ZM82 56V57H83ZM168 56V55H167ZM190 56V55H189ZM228 56V55H227ZM254 56H256L255 54H254ZM261 56V55H260ZM22 57L20 58V59H22ZM39 57V56H38ZM50 57V56H49ZM48 57V58H49ZM51 57V58H52ZM60 57V56H59ZM58 57V58H59ZM65 57V58H66ZM71 57V56H70ZM79 57V56H78ZM77 57V58H78ZM108 57V56H107ZM117 57H118V55H117ZM116 57V58H117ZM146 57V56H145ZM155 57V56H154ZM153 57V58H154ZM169 57V56H168ZM173 57V56H172ZM195 57V59L196 60H198L197 58H196V56H194ZM199 57V56H198ZM202 57V56H201ZM205 57V56H204ZM207 57V56H206ZM220 57V56H219ZM234 57V56H233ZM241 57H242V55H241ZM3 58H4V55H3ZM5 58H6V56H5ZM28 58V57H27ZM84 58V57H83ZM152 58V57H151ZM152 58V59H153ZM156 58V57H155ZM171 58V57H170ZM184 58V57H183ZM186 58H188V57H186ZM213 58V57H212ZM252 58V57H251ZM42 59V58H41ZM46 59V58H45ZM53 59V58H52ZM64 61H69V62H71L70 61V59L68 60V59H64V58H62ZM74 59H76V57L74 58ZM79 59V58H78ZM104 59H105V56H104ZM147 59V58H146ZM173 59V58H172ZM192 59V58H191ZM201 59V58H200ZM207 59V58H206ZM210 59V58H209ZM208 59V60H209ZM226 59H227V57H226ZM235 60H236V58H234ZM242 59H243V57H242ZM252 59H256V58H252ZM263 59V58H262ZM1 60H2V57H1ZM26 60V59H25ZM36 60V59H35ZM44 60V59H43ZM47 60V59H46ZM62 60V61H63ZM80 60V59H79ZM115 60V59H114ZM120 60V59H119ZM133 60V59H132ZM145 60V59H144ZM193 60H194V58H193ZM192 60V61H193ZM213 60H217L216 58H213ZM225 60V59H224ZM233 60V59H232ZM239 60H240V58H239ZM4 61H5V59H4ZM6 61H8V60H6ZM32 61H34V60H32ZM31 61V59H30V62H32ZM49 61V60H48ZM50 61H52V60H50ZM55 61H58L57 59L55 60ZM61 61V60H60ZM117 61H118V58H117ZM135 61V60H134ZM134 61H133V63H134ZM188 61V60H187ZM200 61V60H199ZM202 61H203V59H202ZM201 61V62H202ZM207 61V60H206ZM226 61H228V59L226 60ZM231 61V60H230ZM242 61V60H241ZM247 61V60H246ZM246 61H244V63L246 62ZM255 61H257V59L255 60ZM21 62H25V61H21ZM30 62H28V63H30ZM40 62H41V60H40ZM74 62H76L77 63V59L74 61ZM113 62V61H112ZM136 62V61H135ZM140 62V61H139ZM141 62H142V60H141ZM148 62H149V60H148ZM179 62V61H178ZM177 62V63H178ZM204 62V61H203ZM225 62V61H224ZM233 62H234V60H233ZM4 64H5V62H3ZM23 63H21V64H23ZM44 63V62H43ZM54 63V62H53ZM67 64H68V62H66ZM75 63V64H76ZM84 63V62H83ZM116 63V65L115 66H117V67H115L114 66V68H117V71L116 70H114L113 72H117V75L119 76V77H121L120 76V67L122 68L123 66V64H121V62L120 61H118V63L117 62H115ZM124 63V62H123ZM182 63H184L185 64V62L183 61ZM188 63V62H187ZM200 62H198V64H199ZM216 63H218V62H216ZM229 63V62H228ZM244 63L242 62V63H240V65L241 64H243L244 65ZM1 64V63H0ZM20 64V65H21ZM25 64H27V62H25ZM64 64V63H63ZM62 64V65H63ZM73 64V63H72ZM74 64V65H75ZM78 64H79V62H78ZM149 64H150V62H149ZM158 64V63H157ZM172 64V63H171ZM202 64V63H201ZM257 64H258V62H257ZM34 65V64H33ZM32 65V66H33ZM42 65V64H41ZM44 65V64H43ZM48 65V64H47ZM51 65H54V64H51L50 63V66ZM59 65H60V62H59ZM73 65V66H74ZM84 65H86V64H84ZM101 65V64H100ZM130 65L132 66V64H129V67H130ZM203 65V64H202ZM225 65V64H224ZM228 65V64H227ZM236 65V64H235ZM251 65H254V64H251ZM256 65V64H255ZM254 65V66H255ZM49 66V65H48ZM50 66H49V68H50ZM61 66V65H60ZM65 66V65H64ZM79 66H81V65H79ZM98 66H99V64H98ZM102 66H103V64H102ZM145 66H146V64H145ZM171 66V65H170ZM173 66V65H172ZM185 66V65H184ZM187 66V65H186ZM191 65H189V67H190ZM211 66V65H210ZM213 67H214V69L216 68L215 66H217V64H213L212 65ZM220 66V65H219ZM237 66V65H236ZM236 66H234V67H236ZM247 66V65H246ZM254 66H252V67H254ZM7 67V66H6ZM9 67V66H8ZM18 67V66H17ZM20 67V66H19ZM30 67H31V64H30ZM59 67V66H58ZM67 67V66H66ZM69 67V66H68ZM67 67V68H68ZM78 67V66H77ZM82 67H86L87 68V66H82ZM97 67V66H96ZM100 67V66H99ZM107 67V66H106ZM105 66H104V68H106ZM134 67V65L132 66V67H130V69H132ZM168 67V66H167ZM176 67H177V64H176ZM207 67H208V65H207ZM212 67V68H213ZM248 67V66H247ZM263 67V66H262ZM5 68V67H4ZM4 68H2V69H4ZM15 68V67H14ZM14 68H11L12 70L14 69ZM25 68V67H24ZM56 68V67H55ZM63 68V67H62ZM74 69L76 68V67H73ZM78 68H80V67H78ZM159 68V67H158ZM164 68H166V67H164ZM174 68V67H173ZM181 68H182V65H181ZM185 68V67H184ZM193 68V67H192ZM200 68H202V66L200 67ZM206 68V67H205ZM221 68H223V67H221ZM236 68H238V67H236ZM245 68V67H244ZM249 68V67H248ZM17 69H19V68H17ZM23 69V68H22ZM21 69V70H22ZM26 69H27V67H26ZM37 70H39V71H41L40 70V68L38 69V68H36ZM46 69V68H45ZM77 69V68H76ZM93 69V68H92ZM97 69V68H96ZM109 69V68H108ZM138 69V68H137ZM140 69V68H139ZM186 69H187V67H186ZM195 69V68H194ZM193 69V71H195ZM199 69V68H198ZM234 69V68H233ZM15 70V69H14ZM33 70V69H32ZM35 70V69H34ZM37 70H36V72H37ZM43 70V69H42ZM47 70V69H46ZM67 70V69H66ZM68 70H69V68H68ZM86 70V69H85ZM84 70V68H83V71H85ZM87 70H89V68L87 69ZM90 70H91V67H90ZM98 70H100V69H98ZM133 70V69H132ZM164 70V69H163ZM172 70V69H171ZM188 70V69H187ZM217 70V69H216ZM219 70H221V69H219ZM255 70V69H254ZM2 71V70H1ZM7 71H9V70H7ZM31 71V70H30ZM44 71V70H43ZM47 71H49V70H47ZM51 71V70H50ZM92 71V70H91ZM94 71H95V69H94ZM97 71V70H96ZM110 71V70H109ZM111 71H112V69H111ZM162 71V70H161ZM177 70H175V72H176ZM190 71H191V73H192V70L190 69ZM198 71V70H197ZM202 71V70H201ZM201 71H198L200 74H201ZM210 71V70H209ZM218 71V70H217ZM226 71V70H225ZM225 71H223L222 70V72H225ZM230 71V70H229ZM236 71H238V70H236ZM246 71H248V70H246ZM19 72V71H18ZM26 72H28V71H25V73ZM32 72V71H31ZM52 72V71H51ZM61 72V71H60ZM75 72L77 73V75H78V72L79 71H76L75 70ZM81 72V71H80ZM88 72V71H87ZM86 72V73H87ZM98 72V71H97ZM100 72V71H99ZM112 72V73H113ZM123 72V71H122ZM124 72L126 73V70H124ZM185 72V71H184ZM189 72V71H188ZM196 72V71H195ZM198 72H197V74H198ZM203 73H204V71H202ZM208 72V71H207ZM235 71L233 70V74H234V76H235V73H234ZM240 72V71H239ZM239 72H237V74H239ZM254 72V71H253ZM257 72V71H256ZM261 72V71H260ZM2 73V72H1ZM9 73V72H8ZM12 73V72H11ZM14 74L16 73V71H14L13 72ZM22 73H24V72H22ZM43 73V72H42ZM44 73H46V72H44ZM82 73V72H81ZM85 73V74H86ZM89 73V72H88ZM91 73V72H90ZM105 73H107V72H105ZM109 73V72H108ZM108 73H107V75H108ZM141 73H143V71L141 72ZM169 74H170V72H168ZM178 73V72H177ZM206 73V72H205ZM210 73V72H209ZM216 73V72H215ZM246 73V72H245ZM10 74V73H9ZM37 74V73H36ZM52 74V76H54L53 75V73H51ZM65 74V73H64ZM73 74H74V72H73ZM110 74H111V72H110ZM123 74V73H122ZM132 74V73H131ZM130 74V75H131ZM153 74V73H152ZM175 74V73H174ZM188 74V73H187ZM194 74V73H193ZM208 74V73H207ZM219 74H221L220 72H219ZM229 74H230V72H229ZM228 74V72L226 73V74H223V76L219 79V83H220V86L223 88V91H224V93L223 94H225V95H221L220 97H218V95H217V97H216V95L214 96V97H216V98H221V100L220 101H216V102H218V104H219V106L220 105H222V104H226V105H229V106H233V107H235V108H237V110L239 109L240 110V112H238V114L239 113H241V115H240V120H238L239 121V123H237V122H233L232 123V121H231V123H228V125H226L227 126V130H228V133L226 134V136H228V137H226V139L228 138L229 140H234V141H232V143H230V144H232V149H233V153L235 154V156H241V158H242V156H246V159H248L247 161H246V163H245V165H243L244 167L243 168H245V170L247 169V167L250 165H252V164H254L256 167H257V165H259L258 163H260V165H259V168L261 167L262 169H264V157H263V155H262V150L261 149H263L264 150V120H261V118L259 119V116H263L264 115V104L262 103H260L261 105H259V106H257V104H256V106H254V105H250V104H246L245 103V101H242L241 100V98H239L240 96L237 94V93H235L236 91L234 90V87H233V85L234 84H237V83H234V81H231V79H236V78H238V76L236 77H234V78H231V75H229ZM232 74V75H233ZM244 74V73H243ZM250 74V73H249ZM257 74H258V72H257ZM21 75V74H20ZM43 75H45V74H43ZM48 75V74H47ZM68 75V74H67ZM71 75H72V73H71ZM77 75H73L74 77H76ZM87 75V74H86ZM89 75V74H88ZM133 75V74H132ZM173 75V74H172ZM178 75V74H177ZM205 74H203V76H204ZM212 75V74H211ZM215 75V74H214ZM222 75V74H221ZM242 75V74H241ZM246 75V74H245ZM245 75H243V76H245ZM14 76H16V75H14ZM13 76V77H14ZM39 76V75H38ZM65 76V75H64ZM72 76V77H73ZM82 76H84V74L82 75ZM90 76V75H89ZM134 76V75H133ZM149 76H151V74L149 75H144L143 77H138V76H136V78H135V76H134V78H135V80H136V84H135V86L136 87H138L139 89L140 88H142V87H144V88H146L148 85H147V83H149L150 81L148 80L149 79ZM180 76V75H179ZM201 77H203L202 75H200ZM217 76V75H216ZM247 76V75H246ZM249 76V75H248ZM1 77H5V76H1ZM1 77H0V79H1ZM18 77V76H17ZM27 77H29V76H27ZM55 77V76H54ZM79 77H81V76H79ZM115 77V76H114ZM123 77H125V76H123ZM132 77V76H131ZM131 77H129V78H131ZM153 77V76H152ZM152 77H151V80H152ZM196 77H198V76H196ZM195 77V78H196ZM233 77V76H232ZM241 77V76H240ZM6 78V77H5ZM15 78V77H14ZM24 78H26V77H24ZM30 78V77H29ZM29 78H27V80L29 79ZM46 78V77H45ZM59 78V77H58ZM78 78V77H77ZM81 78H83V77H81ZM91 78V77H90ZM126 78V77H125ZM157 78V77H156ZM168 78V77H167ZM244 78V77H243ZM255 78V77H254ZM43 79H44V77H43ZM68 79V78H67ZM105 79V78H104ZM118 79V81H121L122 80V77L121 78H117ZM159 79V78H158ZM180 80H181V78H179ZM190 79H191V77H190ZM189 79V80H190ZM207 79V75H206V77H205V80ZM215 79V78H214ZM218 79V78H217ZM252 79V78H251ZM250 79V80H251ZM7 81L9 80V78L8 79H6ZM6 80H4V82L6 81ZM20 80V79H19ZM19 80H17V81H19ZM23 80V79H22ZM30 80V79H29ZM32 81H33V79H31ZM37 81H38V79H36ZM47 80V79H46ZM78 80H79V78H78ZM135 80H133V81H135ZM167 80V79H166ZM172 80V79H171ZM209 80H211V78L209 79ZM1 81H3V80H1ZM10 81H12V80H10ZM9 81V82H10ZM25 81V80H24ZM66 80H64V82H65ZM82 82H84V80H81ZM154 81V80H153ZM173 81V80H172ZM171 81V82H172ZM179 81V80H178ZM182 81V80H181ZM191 81V80H190ZM240 81V80H239ZM29 82H31V81H29ZM63 82V81H62ZM61 82V83H62ZM74 82V81H73ZM81 82V83H82ZM88 82V81H87ZM86 81L84 82L85 84L87 83ZM115 82H117V81H115ZM129 82H131V80L129 81ZM128 82V83H129ZM164 82V81H163ZM170 82V81H169ZM187 82H188V80H187ZM209 82V81H208ZM234 84H233V83ZM246 82V81H245ZM1 83V82H0ZM14 83V82H13ZM31 83H33V82H31ZM79 83V82H78ZM83 83V84H84ZM152 82H150V84H151ZM162 83V82H161ZM160 83V84H161ZM173 83V82H172ZM182 83V82H181ZM185 83V82H184ZM191 83V82H190ZM195 83V82H194ZM194 83H192L193 85H195ZM210 83V82H209ZM211 83H212V81H211ZM210 83V84H211ZM240 83V82H239ZM247 83V82H246ZM258 83V82H257ZM262 83V85H263V82H261ZM18 84V83H17ZM72 84V83H71ZM70 84V85H71ZM127 84V83H126ZM154 84H155V82H154ZM158 84V83H157ZM156 84V85H157ZM168 84V83H167ZM170 84V83H169ZM191 84V85H192ZM206 84V83H205ZM216 84V83H215ZM260 84V83H259ZM4 85V84H3ZM14 85V84H13ZM29 85V84H28ZM31 85V84H30ZM45 85V84H44ZM57 85V84H56ZM63 85V84H62ZM124 85V84H123ZM122 85V86H123ZM128 85V84H127ZM166 85V84H165ZM165 85L163 84V85H161V86H156V87H153L154 88V91L150 94V96L148 97V98H143L144 99V103H143V106H144V108H145V106L147 107V108H145V109H143V110H145L146 112H147V114L149 113V114H154L156 117H157V121L155 122V123H157L156 124V127L159 129V131H160V134H163V135H167L168 134V132H171V134H173L172 136H170V135H167V137H169V142H165V141H163V139H162V145H159L158 147H157V149L155 150V151H153V154L152 153H150V156H148V157H145V156H143V157H145V158H143V159H141V157L139 158L138 156L139 155H137L136 157H131L132 155V152H133V150L135 149V146H137V142H136V140L138 139L139 140V138H137L136 140H135V142H133V140L130 142V135H129V133L127 134L126 133V131L130 128V127H128L127 129H124L123 130V128L121 129V127H124V126H122L123 125V123H120L121 121L120 120H122V119H109V122H110V124H112L110 127H106V129H105V131H103L104 133V139L105 140H100V138H99V136H97L98 138H95V139H89V138H87V136L85 135V134H83L82 132H81V130H83V129H81L82 128V126L84 125H80V124H78V123H76V122H74L73 124H72V126H70V127H72L71 128V134H69V135H67V134H64L63 132H60L59 133V131H60V127L59 126H61L62 125V123H60V124H58V121L54 124V126H51V128L49 127V128H47V130L45 131V132H39V131H37V130H34V129H31L29 126L31 125H28V123H23L21 120L24 118H21V113L23 112V110L21 111L20 110V107L18 106L19 104H18V102H17V97L16 96H14L10 101V105H17L18 106V111L16 110V111H10V107L9 106H7V107H5V113H6V111H9V113L10 114H8V116H9V118H10V120H11V122L12 123H14V125H16V129L18 130V132H17V134L13 137V135H12V138H14V140H13V142L10 144V142H8L9 144V146H8V148H7V152L5 151V153L4 154H2V156L0 157V179H2L3 177H5L7 174H8V172L10 171V170H25L27 167H29V164H30V162L31 161H33V162H36V163H38L39 165H42L43 167H45V166H47L48 168H49V166L50 165H52V166H54L55 165V159H56V157L57 156H61V163L63 164V165H67V166H71V165H73V166H75L77 169H79L80 171H87V170H89L90 171V176L88 177V180L87 179H84V182H86V184L87 185H85V188H84V194H82V191H81V194L82 195H84V196H86V197H88V192H90V194H94V195H96V196H102V195H106V194H104V192H100L98 189L100 188V181H102V179H104L105 178V176H104V174H106L107 172H108V175H109V177H110V181H111V178L112 179H114V177H120L121 175H119L117 172H116V169L118 168V166H122L123 167V169H124V171H125V175H124V177L128 180V191L131 193L130 194V197L132 198V197H134L133 198V200L135 199L136 200V204H138V206H139V211L138 212H142V214L144 215V220L141 222V225H140V227H136V229L135 228H133L132 229V227H134V225L131 227V228H129V229H126V234L128 235V237H129V239H128V241H129V244L127 245V249H130V250H136V249H138L139 250V253L138 254H136V255H138V260H137V262H140L141 264H153L155 261H153V254H152V249L156 246V247H158V248H164V249H166V248H168V247H170L171 249H178L179 250V252H180V250L182 251L183 250V247H184V243H185V241H184V238L185 239H187L188 238V236H190L189 235V233H192V235L196 238V239H198V241L197 242H195V243H200V244H206L207 242H208V240H211L212 238V236L214 237L215 236V238L217 237V236H224L225 235V237L228 235L229 236V234L233 237V236H235V237H240V240H243L244 239V241H245V239L247 240V241H249V240H251V238L253 239L254 238V234H255V232L257 231V229H259L260 230V232H262L263 233V230L260 228V225H261V221H262V219H261V221H259V219H260V216H261V214L263 213V210H264V208L263 209H261L260 208V206H258L257 207V204H255V201H254V198L251 196V194L252 193H249L250 195L249 196H244V197H242V198H240L239 197V199L238 198H232L231 199V197H230V199H231V201L228 203L227 201H226V199H225V197L222 199L221 198V200L219 201L218 199L216 200L215 199V197H213V196H211V189H212V191L213 192H216L217 194H219V196H220V194H225V185H226V183H221V186H217V188L216 187H214V188H211V186H210V184H208V181H207V179H206V175L208 174L209 175V173L207 172V168H206V166H203L204 167V169H202L203 167H202V163H201V165H199L198 164V162H197V158L198 157H195V155H193L194 153H192V154H189L188 152H187V150H186V148H189L190 147V144H191V142H190V140H187L188 142H189V144L185 147V148H183V147H181L182 145L180 144V146H178L177 144H176V142L175 141H177L178 139H184L183 137L181 138H178V136L179 135H177V136H175L176 134H174V131H173V127L175 126V128H176V130L178 129V132L177 133H180L181 131H180V128H179V126L183 123H185V122H183V121H181L180 120V122L179 123H176V117H174L175 118V120H174V123L173 124H171V126H172V128H171V130H169L168 129V124L166 123L167 121H168V118L166 117V116H168V115H166L168 112H171V113H175V115L177 114L178 116L177 117H181L182 119H184V117H185V115H184V110L185 109H183V107L181 106L180 107V105L178 104L179 103V101H180V104H182L181 103V100H179L178 99V97H176V96H174L173 95V93H172V91L170 90V89H163L162 87L164 86L165 87ZM207 85H209V84H207ZM238 85V84H237ZM2 86V85H1ZM17 86V85H16ZM16 86L14 87L15 89H16ZM19 86V85H18ZM35 86V85H34ZM38 86H39V84H38ZM64 86V85H63ZM81 86V85H80ZM106 86H107V84H106ZM132 86V85H131ZM134 86V87H135ZM151 86H152V84H151ZM167 86V85H166ZM196 86H198V84L196 85ZM200 86V85H199ZM216 86V85H215ZM218 86V85H217ZM235 86V85H234ZM259 86V85H258ZM264 86V85H263ZM4 87V86H3ZM11 87H12V85H11ZM10 87V88H11ZM28 87V86H27ZM37 87V86H36ZM36 87H34V88H36ZM50 87H52V86H50ZM67 87H68V85H67ZM83 87V86H82ZM115 87V86H114ZM113 87V88H114ZM133 87V88H134ZM188 87V86H187ZM193 87V86H192ZM243 87V86H242ZM252 87V86H251ZM262 87V86H261ZM2 88V87H1ZM8 88V87H7ZM24 89L26 88V87H23ZM171 88H173V87H171ZM240 88V87H239ZM247 88V87H246ZM253 88V87H252ZM258 88V87H257ZM259 88H260V86H259ZM23 89V90H24ZM58 89V88H57ZM85 89V88H84ZM107 89H108V87H107ZM121 89H122V87H121ZM148 89V88H147ZM185 89H186V87H185ZM214 89V88H213ZM213 89H211V90H213ZM221 89V88H220ZM242 89V88H241ZM263 89V88H262ZM5 90V89H4ZM22 90V89H21ZM20 90V91H21ZM90 90V89H89ZM99 90H100V88H99ZM115 90V89H114ZM117 90V89H116ZM119 90V89H118ZM125 90V89H124ZM184 90V89H183ZM194 90V89H193ZM244 90H246V89H244ZM244 90H242V91H244ZM253 90V89H252ZM260 90H261V88H260ZM260 90H259V92H260ZM11 91H12V89H11ZM37 91V90H36ZM39 91H41V90H39ZM49 91V90H48ZM122 91V90H121ZM129 91V90H128ZM146 91V90H145ZM181 91V90H180ZM263 91V90H262ZM3 92V91H2ZM23 92V91H22ZM22 92H20V93H22ZM44 93H47L46 92V90H44L43 91ZM84 92V91H83ZM218 92V91H217ZM13 93V92H12ZM32 93V92H31ZM35 93V92H34ZM39 93V92H38ZM56 93V92H55ZM54 93V94H55ZM67 93V92H66ZM65 93V94H66ZM127 93V92H126ZM141 93V92H140ZM144 93V92H143ZM148 93V92H147ZM192 93V92H191ZM194 94H195V92H193ZM209 93H211V92H209ZM215 93V92H214ZM252 94H253V92H251ZM256 93V92H255ZM264 94V92H260L259 94ZM15 94V93H14ZM41 94V93H40ZM43 94V93H42ZM48 94V93H47ZM53 94V97L55 96L56 97V94L54 95ZM74 95L76 94L75 92L73 93ZM96 94H98V93H96ZM107 94V93H106ZM105 94V95H106ZM119 94H121V93H119ZM129 94V93H128ZM197 94V93H196ZM250 94V93H249ZM16 95V94H15ZM26 95H29V94H26ZM31 95V94H30ZM49 95V94H48ZM60 95V94H59ZM73 95V96H74ZM88 95H90V94H88ZM125 95V94H124ZM138 95V94H137ZM141 95V94H140ZM189 95V94H188ZM208 95V94H207ZM206 95V96H207ZM251 95V94H250ZM257 95H258V93H257ZM256 95V96H257ZM19 96V95H18ZM39 96V95H38ZM42 96V95H41ZM44 96H45V94H44ZM93 96H94V93H93ZM103 96H104V94H103ZM103 96L101 97V98H103ZM112 96V95H111ZM117 96V95H116ZM121 96V95H120ZM192 96V95H191ZM199 96V95H198ZM209 96V95H208ZM207 96V97H208ZM246 96V95H245ZM252 96V95H251ZM254 96H255V94H254ZM255 96V97H256ZM8 97V96H7ZM36 97V96H35ZM47 97V96H46ZM98 98H100L99 96H97ZM106 97V96H105ZM110 97V96H109ZM124 97V96H123ZM122 96L120 97V98H123ZM140 97V96H139ZM143 97V96H142ZM259 97V96H258ZM262 97V96H261ZM3 98V97H2ZM22 98V97H21ZM45 98V97H44ZM43 97H42V99H44ZM78 98V97H77ZM91 98H93L92 96H91ZM107 98V97H106ZM119 98V99H120ZM127 98V97H126ZM180 98V97H179ZM193 98H195V96L193 97ZM203 98V97H202ZM204 98H205V96H204ZM209 98H210V96H209ZM209 98H207V100L206 101H208L209 100ZM212 98V97H211ZM216 98H214V99H216ZM36 99V98H35ZM41 99V101H43ZM52 99V98H51ZM50 99V100H51ZM63 99H65V98H63ZM68 99H70V98H68ZM83 99V98H82ZM128 99V98H127ZM184 99V98H183ZM188 99V98H187ZM254 99V97L252 98V100ZM264 99V98H263ZM262 99V100H263ZM5 100V99H4ZM29 100H30V98H29ZM37 100V99H36ZM49 100V101H50ZM99 100V99H98ZM101 100H104V99H101ZM186 100V99H185ZM188 100H190V98L188 99ZM202 100V99H201ZM210 100H212V99H210ZM259 100V99H258ZM2 101V100H1ZM7 101V100H6ZM23 101L25 102L26 100H24L23 99ZM31 101H33V99H31ZM56 101V100H55ZM64 101V100H63ZM71 101V102H70ZM69 102L67 101V106H70V109L71 110H73L74 109V106H73V101L72 100H70ZM92 101V100H91ZM95 101H97V100H95ZM109 101H110V99H109ZM112 101V100H111ZM203 101V100H202ZM260 101H261V99H260ZM264 101V100H263ZM27 102V101H26ZM34 102V101H33ZM33 102H30V103H32V104H34ZM40 102V101H39ZM44 102L46 103V101L44 100ZM44 102H43V104H44ZM59 102V101H58ZM78 102V101H77ZM138 102V101H137ZM186 102V101H185ZM197 102V101H196ZM199 102V101H198ZM204 102H205V99H204ZM212 102H214V101H212ZM255 102V101H254ZM253 102V103H254ZM40 103H42V102H40ZM103 103V102H102ZM111 103V102H110ZM120 103V102H119ZM131 103V102H130ZM129 102H128V104H130ZM136 103V102H135ZM191 103H194L193 105H195V101L194 102H191ZM190 103V104H191ZM200 103H201V101H200ZM206 103V102H205ZM209 103V102H208ZM208 103L206 104V105H208ZM29 104V103H28ZM36 104H38L37 102H36ZM51 104V103H50ZM72 104V105H71ZM75 104V103H74ZM85 104V103H84ZM101 104V103H100ZM100 104H98V107H99V105ZM103 104H105V103H103ZM102 104V105H103ZM142 104V103H141ZM198 104V103H197ZM196 104V105H197ZM204 104V103H203ZM5 105H6V103H5ZM46 105H48V103L46 104ZM60 105H61V103H60ZM80 105V104H79ZM96 105V104H95ZM102 105L100 106V107H102ZM115 105V104H114ZM188 105V104H187ZM210 105V104H209ZM27 106V105H26ZM29 106V105H28ZM35 106V105H34ZM52 106V105H51ZM54 106H55V104H54ZM104 106V105H103ZM112 107H113V105H111ZM115 106H117V104L115 105ZM114 106V107H115ZM131 106H134L133 105V103H132V105ZM137 106V105H136ZM165 106H167L169 109H167L168 111H166V107ZM189 106V107H188ZM187 107V110H189V111H191V108H190V105H188ZM203 106V105H202ZM229 106H228V108H229ZM39 107H41V106H39ZM49 108H50V106H48ZM165 107V108H164ZM194 107V106H193ZM204 107V106H203ZM207 107V106H206ZM210 107V106H209ZM224 107V106H223ZM1 108V107H0ZM29 108V107H28ZM34 108H37L38 109V107H34ZM59 108V107H58ZM65 108H67V107H65ZM135 108H137V107H134V109ZM184 108H186V107H184ZM227 108V107H226ZM234 108V109H235ZM3 109V108H2ZM22 109V108H21ZM45 109V108H44ZM83 109V108H82ZM114 109V108H113ZM207 109H209V108H207ZM207 109H206V111H207ZM211 109H213V107L211 108ZM40 110V109H39ZM41 110H43V109H41ZM53 110H54V108H53ZM56 110V109H55ZM140 110V108H137V109H135V111H137L136 113H138L139 114V117H141L142 115L144 116V113H142L141 112V110ZM176 111V112H174V111ZM199 111L198 110V108L196 107V109L194 110V111ZM215 110H216V107H215ZM0 111H2V110H0ZM4 111V110H3ZM29 111H30V109H29ZM32 111V110H31ZM34 111H36V110H34ZM38 111V110H37ZM50 111H51V109H50ZM59 111H60V109H59ZM108 111V110H107ZM193 111V110H192ZM217 111V110H216ZM220 111V110H219ZM221 111H223V109L221 110ZM226 111H227V109H226ZM33 112V111H32ZM43 112V111H42ZM104 112V111H103ZM115 112V111H114ZM131 112H132V110H131ZM140 112V113H139ZM203 112V111H202ZM236 112V111H235ZM24 113V112H23ZM35 113V112H34ZM46 113V112H45ZM133 113H134V111H133ZM182 113H183V115H182ZM189 112H187V114H188ZM194 113V112H193ZM212 113V112H211ZM232 113V112H231ZM29 114H31V112H29ZM63 114V113H62ZM89 114V113H88ZM91 114V113H90ZM123 114V113H122ZM181 114V116H179ZM192 114V113H191ZM204 113H202L201 114V116L203 115ZM206 114H207V112H206ZM233 115H234V113H232ZM237 114V115H238ZM0 115H1V113H0ZM39 115H41V114H39ZM52 115H53V113H52ZM55 115V114H54ZM59 115H61V114H59ZM65 115H66V112H65ZM64 115V116H65ZM93 115V114H92ZM119 115V114H118ZM141 115V116H140ZM170 115V114H169ZM172 115V114H171ZM227 115V114H226ZM6 116V115H5ZM36 116V115H35ZM56 116V115H55ZM63 116V115H62ZM80 116V115H79ZM117 116V115H116ZM151 116V115H150ZM195 116H199V114H195ZM204 116V115H203ZM206 116V115H205ZM30 117V116H29ZM32 117V116H31ZM39 117V116H38ZM37 117V119H39ZM41 117H43V116H41ZM48 117V116H47ZM68 117V116H67ZM235 117V116H234ZM1 118V117H0ZM2 118H4V117H2ZM36 118V117H35ZM44 118V117H43ZM55 118V117H54ZM57 118V117H56ZM63 117H61V119H62ZM79 118V117H78ZM78 118H76V119H78ZM84 118V117H83ZM86 118H87V116H86ZM91 118V117H90ZM94 118H95V116H94ZM93 118V119H94ZM109 118V117H108ZM134 118V117H133ZM173 118V117H172ZM193 118H196V117H193ZM199 119H200V121H202V119H203V117H198ZM202 118V119H201ZM233 118V117H232ZM64 120H66V118H63ZM62 119V120H63ZM73 119V118H72ZM85 119V118H84ZM88 119H89V117H88ZM147 119H148V116H147ZM169 119H171V118H169ZM179 119V118H178ZM223 119H224V117H223ZM230 119V118H229ZM263 119V118H262ZM27 120V119H26ZM29 120V119H28ZM32 120H34V119H31L30 121L32 122ZM36 120V119H35ZM48 120V119H47ZM81 120H82V118H81ZM91 120V119H90ZM103 120H105V119H103ZM131 120H134V119H131ZM153 121H155V119L153 118L152 119ZM151 120V121H152ZM187 120V119H186ZM185 120V121H186ZM188 120H192V118H189ZM187 120V121H188ZM206 120V119H205ZM235 120V119H234ZM51 121V120H50ZM80 121V120H79ZM94 121V120H93ZM97 121H98V119H97ZM120 121V122H119ZM135 121V120H134ZM195 121H197V120H195ZM200 121H198L199 123H200ZM207 121V120H206ZM81 122V121H80ZM79 122V123H80ZM149 122H150V120H149ZM203 122H205V121H203ZM218 122H220V121H218ZM223 122H225V121H223ZM33 123V122H32ZM44 123V122H43ZM83 123H84V121H83ZM91 123H93V122H91ZM90 123V124H91ZM146 123H147V121H146ZM171 123V122H170ZM181 123V124H180ZM193 124L195 123L194 122V120H193V122H192ZM197 123V122H196ZM226 123V122H225ZM2 124V123H1ZM6 124V123H5ZM8 124H11V123H8ZM50 124V123H49ZM87 124V123H86ZM94 124V123H93ZM127 124V123H126ZM190 125L189 126H191V123H189ZM201 124V123H200ZM221 124V123H220ZM13 125V124H12ZM44 125V124H43ZM66 125V124H65ZM64 125V126H65ZM128 126H129V124H127ZM152 125V124H151ZM155 125V124H154ZM195 125V124H194ZM216 125L217 126H214L215 127V129H216V127H218V128H220L218 125H219V123L217 124L216 123ZM222 125V124H221ZM2 126V125H1ZM6 127V125H3V127ZM38 126V125H37ZM37 126H35V128H37ZM49 126V125H48ZM81 126V127H80ZM91 126V125H90ZM89 126V127H90ZM126 126V125H125ZM140 126H142V125H140ZM143 126H145V124L143 125ZM196 126H199L198 125V123L196 124ZM204 126V125H203ZM202 126V127H203ZM209 126H211V125H209ZM14 127V126H13ZM32 128H33V126H31ZM67 127V126H66ZM92 127H94V126H92ZM131 127H134V126H131ZM184 128H185V126H183ZM206 127H207V125H206ZM8 128V127H7ZM6 128V129H7ZM39 128V127H38ZM44 128H46V127H44ZM156 128V129H157ZM201 128V127H200ZM3 129V128H2ZM13 129V128H12ZM42 129V128H41ZM87 129H89V128H87ZM92 129V128H91ZM90 129V130H91ZM183 129V128H182ZM202 129V128H201ZM212 129H214V128H212ZM212 129H211V131H212ZM221 129V128H220ZM223 129V128H222ZM88 131V132H91V131ZM126 130V131H125ZM138 130V129H137ZM153 130H155V129H153ZM193 130V129H192ZM191 130V131H192ZM205 130H207V129H205ZM3 130H1L0 131V133L2 132ZM42 131V130H41ZM44 131V130H43ZM70 131V130H69ZM150 131V130H149ZM173 131V132H172ZM198 131V130H197ZM221 131V130H220ZM6 132V131H5ZM93 132V131H92ZM192 132H195V130H193ZM207 132V131H206ZM217 132H218V130H217ZM142 133V132H141ZM147 133V132H146ZM209 133V132H208ZM213 133V132H212ZM221 133V132H220ZM4 134V133H3ZM96 134V133H95ZM133 134V133H132ZM149 134V133H148ZM210 134V133H209ZM223 134V133H222ZM1 135V134H0ZM57 135H58V137H57ZM102 135V134H101ZM133 135H135V133L133 134ZM212 135V134H211ZM224 135V134H223ZM9 136V135H8ZM95 136V135H94ZM111 136L112 137H114V141L112 142V146H111V140H109V139H111ZM152 136V135H151ZM180 136H182L181 134H180ZM192 136H193V134H192ZM194 136L195 137H193L194 139L196 138L197 140H198V143H199V141H200V143H201V140L202 139H204V138H207L209 135H207V133L205 134H203V135H201V133H200V131L198 132V134L197 135H195V133H194ZM236 136L237 137H239V138H236ZM4 137V136H3ZM2 137V138H3ZM159 137V136H158ZM166 137V136H165ZM166 137V138H167ZM189 137V136H188ZM224 137V136H223ZM222 137V138H223ZM1 138V137H0ZM1 138V139H2ZM7 138V137H6ZM94 138V137H93ZM128 138H129V140H128ZM146 138V137H145ZM148 138V137H147ZM146 138V139H147ZM155 138H157L156 136H155ZM154 138V139H155ZM187 138V137H186ZM216 137L215 136H210V138L209 139H211L212 141H215L216 139H215ZM4 139V138H3ZM140 139H143V138H140ZM145 139V140H146ZM227 139V141H229ZM8 140V139H7ZM109 140V144H108V147L107 148H105L106 150H107V152L106 151H102V147H106L107 145L105 144V142H107ZM137 140V141H138ZM186 140V139H185ZM3 141V140H2ZM5 142L6 141H4V147H6L5 146ZM140 143H142L141 141H139ZM171 142V143H170ZM186 142V141H185ZM194 142V141H193ZM203 142V141H202ZM225 142V141H224ZM179 143H181V142H179ZM182 143H184V142H182ZM213 143V142H212ZM216 143H218V142H216ZM147 144V143H146ZM154 144H155V142H154ZM202 144H204V143H201V145ZM214 144H215V142H214ZM1 145V144H0ZM7 145V144H6ZM83 145H92L93 147H96L97 145H99L100 147H101V150H97V151H95L94 150V153L92 152V153H90L89 151V153H85L84 151L88 148V147H86V149H84V151L83 152H76V154H77V160L75 159V157H73L72 155H70L71 154V152H72V149L74 148V147H79V146H82L83 147ZM139 145V144H138ZM184 145V144H183ZM193 145V144H192ZM191 145V146H192ZM197 144H195V146H196ZM199 145V144H198ZM91 146V147H92ZM141 146H142V144H141ZM154 146V145H153ZM156 146V145H155ZM189 146V147H188ZM90 147V148H91ZM199 147H201L200 148V150H198V152L200 151L201 153L202 152H204V151H201V149H202V146H199ZM199 147L197 148L196 147V149H199ZM227 147V146H226ZM84 148V147H83ZM89 148V149H90ZM99 148V147H98ZM144 148H146V147H144ZM193 148H195V147H193ZM6 149V148H5ZM80 149V148H79ZM78 149V150H79ZM92 149V148H91ZM155 149V148H154ZM195 149V150H196ZM222 149V148H221ZM145 150V149H144ZM189 150H191V148L189 149ZM194 150V149H193ZM203 150H205L204 148H203ZM3 151V150H2ZM132 151V152H131ZM136 151V150H135ZM138 152H139V149L137 150ZM148 150H146L145 152H147ZM75 152V151H74ZM144 152V153H145ZM219 152H220V150H219ZM228 152H230V150H228ZM2 153V152H1ZM127 153H128V155H130V157L127 155ZM137 153V152H136ZM135 153V154H136ZM149 153V152H148ZM196 153V152H195ZM221 153V152H220ZM75 154V153H74ZM140 154V153H139ZM147 154V153H146ZM197 154V153H196ZM207 154V153H206ZM229 154V153H228ZM232 154V153H231ZM202 156V155H201ZM232 156V155H231ZM112 157H114L115 158V162L113 163V162H111V158ZM202 158V157H201ZM245 158V157H244ZM199 159H200V157H199ZM206 157H205V161H206ZM76 160V161H75ZM202 160H204V159H202ZM209 160V159H208ZM207 160V161H208ZM230 160V159H229ZM235 160H237L236 158H235ZM212 161V160H211ZM32 162V163H33ZM91 162H95L96 163V165L94 166V167H91L90 165H91ZM210 162V161H209ZM217 162V161H216ZM244 162V161H243ZM242 163V162H241ZM108 164H110V168H108ZM63 165H60V167L61 166H63ZM237 165V164H236ZM42 166H40V167H42ZM57 166H59V165H57ZM92 166H93V164H92ZM240 166V165H239ZM241 166H242V164H241ZM248 167V169L249 168H251V167ZM37 166H35V168H36ZM59 167V168H60ZM79 167V168H78ZM111 167H112V172H111ZM39 168V167H38ZM53 168H55V167H53ZM76 168H75V170H76ZM241 168V167H240ZM37 169V168H36ZM44 169V168H43ZM108 169H110V170H108ZM239 169V168H238ZM247 169V170H248ZM262 169H260V171L262 170ZM41 170V169H40ZM46 170V169H45ZM44 170V171H45ZM52 170V169H51ZM56 170V169H55ZM63 170V169H62ZM122 170V168L120 169V171ZM251 170V169H250ZM249 170V171H250ZM26 171V170H25ZM36 172H37V170H35ZM53 171V170H52ZM214 171V170H213ZM43 172V171H42ZM58 172H59V170H58ZM60 172H62V171H60ZM73 172V171H72ZM71 172V173H72ZM210 172H211V170H210ZM240 172H241V170H240ZM46 173V172H45ZM56 173V172H55ZM54 173V174H55ZM63 174H66L65 172H62ZM70 173V174H71ZM78 173V172H77ZM246 173V172H245ZM248 173V172H247ZM262 173H264V172H262ZM34 174H36V173H34ZM38 174H39V172H38ZM43 174V173H42ZM53 174V175H54ZM76 174V173H75ZM81 174V173H80ZM79 174V175H80ZM214 175H215V173H213ZM240 174V173H239ZM243 174V173H242ZM249 174V173H248ZM29 175H30V173H29ZM33 175V174H32ZM59 175V174H58ZM237 175H238V173H237ZM241 175V174H240ZM247 175V174H246ZM26 176V175H25ZM37 176V175H36ZM39 176V175H38ZM40 176H42V175H40ZM37 177L38 179H40L41 177ZM49 176V175H48ZM72 176V175H71ZM213 176V175H212ZM219 176V175H218ZM242 176V175H241ZM62 177V175H60V178ZM70 177V176H69ZM210 177V176H209ZM240 177V176H239ZM244 177V176H243ZM245 177H247V176H245ZM261 177V176H260ZM44 178H46V177H44ZM44 178H42L43 180H44ZM49 178V177H48ZM56 178V177H55ZM58 178V177H57ZM64 178V177H63ZM219 178V177H218ZM24 179V178H23ZM27 179H29V178H27ZM26 179V180H27ZM211 179V178H210ZM43 180H41V181H43ZM48 180V179H47ZM58 180H59V178H58ZM105 180V179H104ZM158 180H161V182L163 181V183H164V185H166V186H168V188L169 187H174V190H172L173 191V194H172V196H174V200L175 201H171V203L168 201V199H166L167 197H166V195H165V193H166V191H164V189L162 188V186L163 185H161V187L159 188V190L156 188L155 189V185L157 184V181ZM236 180V179H235ZM24 181H25V179H24ZM28 181V180H27ZM40 181V182H41ZM155 182L156 181V183H155V185L153 186V184L154 183H152V182ZM220 181V180H219ZM226 181V180H225ZM23 182V181H22ZM26 182V181H25ZM54 182V181H53ZM160 182V181H159ZM158 182V183H159ZM237 182V181H236ZM34 183V182H33ZM89 183H93V184H95V186L94 187H90V185H88ZM104 183V182H103ZM102 183V184H103ZM126 183V184H127ZM220 183V182H219ZM92 184V185H93ZM120 184V183H119ZM231 184H233L234 185V183H231ZM31 185V184H30ZM48 185V184H47ZM118 185V184H117ZM232 185V186H233ZM32 186V185H31ZM116 186V185H115ZM121 186V185H120ZM214 186V185H213ZM212 186V187H213ZM215 186H216V183H215ZM225 186V187H224ZM227 186H231V185H227ZM26 187H28V185H26ZM55 187V186H54ZM110 187V186H109ZM114 187V186H113ZM165 187V186H164ZM237 187V186H236ZM37 188H38V186H37ZM59 188V187H58ZM106 188V187H105ZM117 188H119V187H117ZM167 188V189H168ZM64 189V188H63ZM66 189V188H65ZM70 189H71V187H70ZM73 189H74V187H73ZM72 189V190H73ZM107 189H111V188H107ZM120 189V188H119ZM229 190H230V188H228ZM45 190H47V189H45ZM123 190V189H122ZM121 190V191H122ZM229 190H227V193H228V191ZM234 190V189H233ZM233 190H232V193H233ZM27 191V190H26ZM25 191V192H26ZM67 191V190H66ZM111 191V190H110ZM117 191V190H116ZM168 191V190H167ZM170 191V190H169ZM168 191V192H169ZM76 192H78V191H76ZM26 193H28V192H26ZM75 193V192H74ZM125 193V192H124ZM123 193V194H124ZM172 193V192H171ZM236 193V192H235ZM254 193V192H253ZM25 194V193H24ZM24 194H23V190H22V187H21V192H20V195H19V198L18 199H15V200H12L14 203H16V204H18V202H20V201H22V200H24ZM64 192L63 191H60V190H47L46 191V202L50 205V210L52 211V209H56V208H58L59 207V205H61V200H63V202H64V204L65 205H68L67 207H69L70 206V204H71V202H72V198L68 195V194H65V196H66V198L64 197ZM70 194V193H69ZM77 194V193H76ZM115 194V193H114ZM216 194V195H217ZM28 195V194H27ZM37 195V194H36ZM35 195V196H36ZM38 195H40L41 196V194H38ZM82 195H80V196H82ZM125 195V194H124ZM124 195H123V197H124ZM229 196H231V194H228ZM245 195H247V194H245ZM253 195V194H252ZM258 195V194H257ZM44 196V195H43ZM79 196V195H78ZM112 196H114L115 197V195H112ZM222 196V195H221ZM224 196H226V195H224ZM37 197H39V196H37ZM117 197V196H116ZM125 197H126V195H125ZM124 197V198H125ZM128 197H129V195H128ZM127 197V198H128ZM84 198V197H83ZM99 198V197H98ZM111 198V197H110ZM109 198V199H110ZM126 198V199H127ZM169 198H170V196H169ZM217 198H218V196H217ZM258 198V197H257ZM0 199H2V198H0ZM42 199H44V197L42 198ZM76 199L77 198H75V202H76ZM79 199H81V197L79 198ZM113 199H115V198H113ZM113 199H110V200H113ZM123 199V198H122ZM234 199V200H233ZM38 200V199H37ZM95 200V199H94ZM131 200V199H130ZM171 200V199H170ZM26 201H28V200H26ZM35 201V200H34ZM44 201H45V199H44ZM124 201H126V200H124ZM128 201H129V199H128ZM222 201V202H221ZM25 202V201H24ZM42 202V201H41ZM93 202V201H92ZM102 202V201H101ZM112 202V201H111ZM117 202V201H116ZM95 203V202H94ZM123 203V202H122ZM128 203V202H127ZM132 203V202H131ZM13 204V203H12ZM21 204H22V202H21ZM63 204V205H64ZM90 204H92V203H90ZM109 204V203H108ZM107 204V205H108ZM114 204V203H113ZM112 204V205H113ZM74 205H75V203H74ZM106 205V206H107ZM168 205H170L171 207L173 206L174 207V209L176 210V212H173V211H170L169 210V207H168ZM259 205V204H258ZM263 205V204H262ZM261 205V206H262ZM40 206V205H39ZM31 207V206H30ZM40 207H42V206H40ZM103 207V206H102ZM137 207V206H136ZM262 207H264V205L262 206ZM110 208V207H109ZM33 209V208H32ZM76 209V208H75ZM114 209V208H113ZM137 209V208H136ZM171 209V208H170ZM173 209V208H172ZM171 209V210H172ZM7 210V209H6ZM34 210H36V209H34ZM9 211V210H8ZM7 211V212H8ZM29 211H31V209L29 210V208H27L26 207V209H25V212H24V214L26 215V214H28V213H30ZM45 211V210H44ZM69 211H71V209L69 208ZM86 211V210H85ZM27 212V213H26ZM35 212H37V211H35ZM68 211H67V209L65 210V208H64V210H62V209H59L56 213H58V221L57 222H55V223H53V224H49L47 221H46V215H45V213L44 212H39V214L38 213H36V214H38V215H36L35 214V216H34V218H31V220H28V221H25L24 222V220L25 219H23V218H25V215H23V213H22V210H21V212H20V214L16 217H11L9 220H7L6 219V221H5V219L3 220L1 217H0V225L1 224H3V225H7V226H12L11 225V223H15V224H17V225H24V228H28L29 227V231H32L33 233H34V235H36L35 237L37 238H39V240H40V243H42V242H47V240L51 237V235L54 233V231L57 229V228H59V227H61V226H63L64 228H69V223H66L65 221H64V218H63V216L65 215V213H67ZM81 212H84V211H80V209H78L77 208V210H75V211H71L70 212V215H72L73 213L75 214V215H80V213ZM180 212V213H179ZM33 213V212H32ZM32 213H30V214H32ZM68 214V213H67ZM66 214V216H68ZM81 214H83V213H81ZM137 214V213H136ZM186 214H188V216L186 215ZM3 215H5V213L3 214ZM11 215V214H10ZM69 215V216H70ZM138 215V214H137ZM139 215H140V213H139ZM174 215V216H173ZM176 215V216H175ZM183 217H186L187 219H185L184 221H182L183 219H182V216ZM211 215H213L214 217H211ZM22 216H24L23 218H22ZM134 216V215H133ZM141 216V215H140ZM153 216V217H152ZM172 216H173V218L175 219V222H176V224L177 225H175L174 226V228H172L173 230L172 231H174V233H170V235H168L167 233H166V228H168L169 229V227H171V226H169V227H167V225L171 222V218H172ZM5 217V216H4ZM33 217V216H32ZM72 217V216H71ZM82 217V216H81ZM138 217V216H137ZM7 218V217H6ZM76 218V217H75ZM131 218V217H130ZM172 218V219H173ZM264 218V217H263ZM133 219H135V218H133ZM128 220V219H127ZM126 220V221H127ZM141 220V219H140ZM139 220V221H140ZM4 221V222H3ZM67 221V220H66ZM20 223V224H19ZM137 223V222H136ZM140 223V222H139ZM124 224V223H123ZM263 224V223H262ZM55 225H57V226H59V227H55L54 228V226ZM125 225V224H124ZM264 225V224H263ZM122 226V225H121ZM128 226V225H127ZM4 227V226H3ZM15 227V226H14ZM124 227L125 226H123L122 228L124 229ZM121 229V228H120ZM168 229H167V231H168ZM187 229V230H186ZM2 229H1V226H0V231H1ZM122 230V229H121ZM123 231V230H122ZM14 232V231H13ZM189 232V233H188ZM261 233V234H262ZM27 234V233H26ZM32 234V233H31ZM171 234H173L174 235V237L171 235ZM258 234V233H257ZM260 234V233H259ZM260 234V235H261ZM28 235V234H27ZM168 235V236H167ZM263 235V237H264V234H262ZM261 235V236H262ZM29 236V235H28ZM169 236H172L173 238H175V240H172L171 239V237H170V239L168 238ZM230 236V237H231ZM127 237V238H128ZM193 237V238H194ZM257 237V236H256ZM262 237V238H263ZM29 238V237H28ZM192 238V237H191ZM211 238V239H210ZM223 237H221L220 238V240L222 239ZM242 238V239H241ZM259 238H261V237H259ZM18 239V238H17ZM219 239V238H218ZM190 240V239H189ZM213 240V239H212ZM215 240V239H214ZM214 240L212 241V242H214ZM188 241V240H187ZM243 241V242H244ZM252 241V240H251ZM250 241V242H251ZM253 241H254V239H253ZM193 242V241H192ZM191 242V243H192ZM35 243V242H34ZM148 244V245H145V244ZM190 243V244H191ZM194 243V244H195ZM248 243V242H247ZM189 244V243H188ZM216 244V243H215ZM249 244V243H248ZM254 244H255V242H254ZM187 245V244H186ZM185 245V246H186ZM211 245V244H210ZM251 245V244H250ZM193 246V245H192ZM192 246H187L186 247V250H185V247H184V254L186 255V254H188V255H190V254H193V247ZM195 246V245H194ZM212 246V245H211ZM254 246V245H253ZM253 246H251V247H253ZM258 246V245H257ZM261 246V245H260ZM259 246V247H260ZM30 247V246H29ZM84 247V246H83ZM126 247V246H125ZM203 247H204V249H205V246L203 245ZM202 247V248H203ZM209 247V246H208ZM249 247V246H248ZM250 247V248H251ZM256 247V246H255ZM28 248V247H27ZM30 248H32V247H30ZM29 248V249H30ZM206 248H207V246H206ZM250 248H248V249H250ZM258 247H256V249H257ZM264 248V247H263ZM7 249H9V248H7ZM13 249V248H12ZM20 249V248H19ZM28 249V250H29ZM33 251H32V253H30V252H25L26 254L24 255L23 253H22V249L19 251L18 250V248L17 249H14V251L13 250H11V251H13V253L12 254H9V252H8V256H6L4 259H2L1 260V264H31L32 262H33V260L36 258V256H37V254L39 253V251H40V249H42V247H41V245L39 246V247H37V246H33ZM164 249L162 250V251H164ZM169 249V248H168ZM167 249V250H168ZM254 249V248H253ZM32 250V249H31ZM122 250V249H121ZM158 250V249H157ZM160 250V249H159ZM177 250V251H178ZM200 250V249H199ZM252 250V249H251ZM263 251H264V249H262ZM24 251V250H23ZM125 251V250H124ZM124 251H123V253H124ZM162 251H160V253L162 252ZM166 251V250H165ZM172 251H175V250H172ZM176 251V252H177ZM208 251V250H207ZM253 251H255V250H253ZM259 251V250H258ZM262 251V252H263ZM79 252V251H78ZM83 252V251H82ZM212 252H214V251H212ZM216 252V251H215ZM88 253H91V254H96V255H98L99 256V254H97V246H95V247H91L90 249H88ZM122 253V252H121ZM130 253V252H129ZM160 253H158V254H160ZM171 252H169V254H170ZM205 253V252H204ZM241 253V252H240ZM242 253H244V252H242ZM241 253V254H242ZM258 253V252H257ZM264 253V252H263ZM125 254V253H124ZM172 254V253H171ZM176 255L178 254V252L177 253H175ZM197 254V253H196ZM214 254V253H213ZM236 254H237V252H236ZM247 254H248V252H247ZM135 255V256H136ZM166 255V254H165ZM174 255V254H173ZM235 255V254H234ZM246 255V254H245ZM255 255V254H254ZM264 255V254H263ZM77 256V255H76ZM97 256V257H98ZM122 256V255H121ZM184 256V255H183ZM191 256V255H190ZM189 256V257H190ZM247 256V255H246ZM103 257V255H102V253L100 254V256L97 258L98 260H100V258H102ZM113 258H115V259H117L116 258V256L114 255V256H112ZM164 257V256H163ZM168 257H170V256H168ZM175 257H177V256H175ZM239 257V256H238ZM240 257H241V255H240ZM248 257V256H247ZM251 257V256H250ZM250 257H248V258H250ZM76 259H74L73 261H77V259H78V261L76 262V264H81L80 262H83L82 260H80V258H78V257H75ZM120 258V257H119ZM165 258V257H164ZM163 258V259H164ZM194 258H196V257H194ZM232 258H235V257H232ZM254 258V257H253ZM94 259V258H93ZM96 259V258H95ZM123 259V258H122ZM129 259V258H128ZM158 259H159V256H158ZM170 258H168V260H169ZM184 259V258H183ZM188 259V258H187ZM192 259H193V257H192ZM197 259H198V264H207V262H209V260H208V258L205 256V255H202V254H200L199 256H197ZM213 259V258H212ZM256 259V258H255ZM102 260V259H101ZM156 260V259H155ZM178 260V259H177ZM195 260V259H194ZM228 260V259H227ZM232 260V259H231ZM243 260V259H242ZM261 260V259H260ZM73 261H71L69 264H75ZM104 261V260H103ZM117 261H118V259H117ZM156 261H159V260H156ZM166 261V260H165ZM171 261V260H170ZM197 261V260H196ZM210 261H212V260H210ZM87 262V261H86ZM86 262L84 263V264H86ZM109 262V261H108ZM134 262V261H133ZM164 262V261H163ZM167 262V261H166ZM178 262V261H177ZM176 262V263H177ZM185 262H186V260H185ZM187 262H188V260H187ZM186 262V263H187ZM190 262V261H189ZM215 262V261H214ZM260 262H262V261H260ZM159 264H160V261L158 262ZM174 263H175V261H174ZM233 263V262H232ZM231 263V264H232ZM235 263V262H234ZM243 263H245V262H243ZM247 263V262H246ZM252 263V262H251ZM257 263V262H256ZM259 263V262H258ZM257 263V264H258ZM87 264H91V261L89 262H87ZM98 264H103L102 262H98ZM105 264V263H104ZM107 264H116V262L114 261V262H112L111 261V263H107ZM125 264V263H124ZM139 264V263H138ZM161 264H162V262H161ZM165 264V263H164ZM169 264V263H168ZM177 264H180L179 262L177 263ZM214 264V263H213ZM228 264V263H227Z\"/></svg>",
	"mask_w": 264,
	"mask_h": 264
},
{
	"label": "clouds",
	"instance_id": "clouds-1",
	"mask_svg": "<svg viewBox=\"0 0 264 264\" xmlns=\"http://www.w3.org/2000/svg\"><path fill=\"white\" fill-rule=\"evenodd\" d=\"M191 133V128L185 127L181 131V135L188 137ZM201 135L204 133V129H200ZM217 139L221 138L219 133L214 134ZM23 170H10L8 174L0 179V198L7 200H15L19 198L22 186V180L25 177ZM87 264V262H86ZM91 264H98V260L93 259Z\"/></svg>",
	"mask_w": 264,
	"mask_h": 264
},
{
	"label": "crops",
	"instance_id": "crops-1",
	"mask_svg": "<svg viewBox=\"0 0 264 264\" xmlns=\"http://www.w3.org/2000/svg\"><path fill=\"white\" fill-rule=\"evenodd\" d=\"M102 248H103V246H99V247H97V250L98 251H101L102 250ZM50 250H51V252L53 251V248L51 247L50 248ZM55 252V251H54ZM54 257V256H53ZM55 257H59V259H67L68 257H69V247H68V243H67V241L66 240H63V239H61L60 241H59V248H58V251L57 252H55ZM56 259V258H55ZM56 262V261H55ZM53 263H54V261H53ZM33 264V263H32ZM38 264H45V261H41V262H39ZM67 264H69V263H67Z\"/></svg>",
	"mask_w": 264,
	"mask_h": 264
},
{
	"label": "built area",
	"instance_id": "built-area-1",
	"mask_svg": "<svg viewBox=\"0 0 264 264\" xmlns=\"http://www.w3.org/2000/svg\"><path fill=\"white\" fill-rule=\"evenodd\" d=\"M0 235H1V232H0ZM13 238L16 240L17 236H14ZM7 250L8 249L6 248L5 244L3 242L0 243V264H1V260L4 259L6 256H8ZM111 252H113V247L109 246L104 253L109 254Z\"/></svg>",
	"mask_w": 264,
	"mask_h": 264
}]
</instances>
